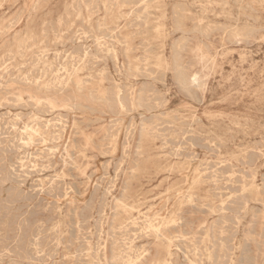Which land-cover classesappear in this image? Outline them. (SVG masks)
I'll return each mask as SVG.
<instances>
[{
    "label": "rangeland",
    "instance_id": "rangeland-1",
    "mask_svg": "<svg viewBox=\"0 0 264 264\" xmlns=\"http://www.w3.org/2000/svg\"><path fill=\"white\" fill-rule=\"evenodd\" d=\"M86 3L87 5L91 4L95 6L97 9L96 10L89 9L90 11L85 9ZM246 8H249V9L247 10ZM238 11H239L238 13L239 15L237 14ZM15 17L17 18L15 19ZM246 18L249 20H247ZM17 19L20 20V23H19V26H17L16 31L12 30L9 33L5 34L4 32L7 31V27L11 23H14L15 21H17ZM59 20L62 21L61 23L62 27L60 30L64 29L65 31L62 33V38L58 40L55 38V35L59 36L58 35L59 33H57V27H58ZM68 28L69 30H66ZM79 29L81 30L80 32L84 31L86 35L78 36L79 34L78 32L77 36L75 37V32L79 31ZM250 29L252 30V33ZM258 29H260L261 31ZM88 30L90 31L88 32ZM220 31H223V32H220ZM26 33H30L33 38L27 41L25 38ZM43 34L45 37L43 36ZM90 34L92 35L91 38H90L91 36ZM109 36H112V37L108 38ZM73 37H75V39ZM181 37H183L182 38L183 40H180ZM47 38H48V42L46 43ZM72 40L75 42H73ZM125 41H126V44H123V42ZM94 42H95V46L93 44ZM23 44L24 46L22 47ZM248 44H249V47L247 46ZM78 45H82L83 49L85 48L87 53L90 51L88 55L90 54L89 56H92V57H89L87 55V58L84 61L85 63L80 64L82 67L80 71H78L77 73V76L79 77V79L82 80L83 84H85L84 92L80 95H77L75 92L74 86L72 84L68 89H66L65 91L61 93L56 91L57 92L56 94V92H54L55 90L45 93L44 90L42 89L43 88L42 85H47L49 84V81L51 82L53 80L56 70L60 69L61 65L66 64V63H68L69 65L71 56L72 55L76 56L75 51L77 49L75 48H79ZM186 45L187 46L189 45V46L187 47ZM185 46L187 47L188 50L186 49ZM97 49L100 50L99 51L100 54L98 53ZM129 49L131 51H129ZM125 50H127L126 54H125ZM61 51H63L62 54H60ZM9 54L12 56H10ZM110 54H112L113 56H109ZM38 55L39 57H37ZM44 55L45 56L48 55V56L45 57ZM181 56L183 59L181 58ZM40 57H43L45 60L41 62V60H39ZM140 57L142 58V60L140 59ZM113 58H115V60ZM123 58L124 60H126V62L123 60ZM55 60H59V61H55ZM89 60H91L92 62ZM131 60L134 61L133 64H131L132 63ZM127 61H129L130 63V64L128 63L129 66L127 64ZM177 61H179L180 63ZM56 63L59 65V67ZM186 65L188 66V68ZM49 66L51 67V69L52 68L53 69L51 70ZM94 66H97V67H94ZM87 69H88V73H87ZM90 69L93 71L91 72ZM115 69L117 71H115ZM181 69H183V72ZM37 70L39 71V74ZM123 71H124V74H123ZM178 71L180 72L178 73ZM139 72L142 74L144 72V74L145 73L146 74L142 75V74H139ZM196 72H198L200 75ZM41 73H43L44 75ZM186 73H188L187 74L188 77L192 75L194 76L196 75L198 82L194 85H191L189 80L187 79L188 77L186 76ZM126 74L127 76H131V77L125 76ZM138 74L140 78L138 77ZM38 75L42 77H39ZM24 76H25V79H23ZM141 76H143V78ZM148 77L149 78L151 77V78L147 79ZM0 78H1L0 79L1 80L0 81V108H1L0 115L1 114L3 115V116L2 115L0 116V118H2L0 119V124H1L0 126L1 127L3 126L2 128L0 127L1 129L0 131L2 132V133L0 132V139H1L0 140V151H1L0 153L1 155L0 156V161H1L0 162V170H1L0 190L2 189L0 191V205L2 204V206H0V209H1L0 210V216H1L0 217L1 219L0 220V230L2 229V231H0V237L2 238V239L0 238V254H1L0 257L2 256L1 258L3 259L2 260L0 258L1 260L0 264H14V262L15 264H27L29 262H30L29 264H33V263L34 264H52V262L54 264H63V263L64 264H73V263L83 264V262L84 264H87V263L88 264H96V263L97 264H119V263L120 264H123V263L124 264H128V263L135 264V262H138L140 264L142 263L150 264L156 259H168L171 264H201V263L211 264V262L212 264H214L215 261H217L215 262V264L216 263L218 264H249V263L250 264H264V246H263L264 245V194H263L264 189L262 190V188H264L263 187L264 186L263 184L264 182V177H263L264 176V152H263L264 151V0H194V1L193 0H152V1L146 0L144 4L142 0L140 1L138 0H122V1L121 0H114V1L112 0H87V1L86 0H0ZM23 80L27 82H24ZM20 81L23 83L18 84L20 83ZM176 85L179 87H177ZM35 86H36V89H35ZM180 86L183 89L186 88V90L181 89ZM39 88H41V90H38ZM110 88H112L113 90L115 88L116 89L113 91L112 89L110 90ZM144 88L148 90L146 91L144 90ZM179 89L183 91L181 92V90ZM190 89L192 91L194 90L193 91L194 93H192ZM125 90L127 91L124 92ZM115 91H120V94L122 95V98L124 100L123 109H120L113 104V100H114L113 95L116 93ZM92 92H95V93H92ZM113 92L115 93L113 94ZM153 93L155 95H153ZM96 94L98 96L100 95V97L96 96ZM140 95L141 97H139ZM19 96H21V100ZM29 96H40V97L47 96L49 99H52V100L56 99L57 106H61V107H58L53 110L48 109L45 106H42L41 108L40 106L39 107L37 106L36 108V105L34 106V103L33 101L29 99ZM152 97H154L153 100H152ZM103 98L104 100H102ZM14 99L16 100L15 102H14ZM144 99L147 100L148 102L145 101ZM161 99L163 100V102ZM30 102L33 104L30 105ZM152 102L154 103V105ZM141 105L143 107H141ZM20 106L24 107L22 108L23 110L20 109L21 108ZM73 106L74 108H72ZM145 106L147 107V109ZM148 106H150V109ZM12 107H14L13 110H12ZM16 107L18 109H16ZM39 109H40V113H39ZM46 110L48 112H46ZM149 110H152V111L150 112ZM143 118L146 121H144ZM14 119L15 120L18 119L17 120L18 122L15 121ZM11 121L13 123H11ZM63 121H65L66 124ZM147 121H149L150 123ZM16 123L17 124L19 123V124L17 125ZM50 123H52V125H50ZM24 126L25 127L35 126V127H39L40 129L42 128L41 130L44 133V139L35 138L32 144L27 143L26 136L24 135V128H25ZM45 126L47 127L45 128ZM163 127L165 130L163 129ZM12 128L14 129V131ZM141 128L143 129L145 134L143 133V131H141L142 133H140ZM160 128L162 130H160ZM10 131L12 133L16 132V134L15 133L12 134ZM61 131L62 132L64 131V132L62 133ZM21 132L23 133L21 134ZM179 132H181L182 134ZM17 134L19 137H17ZM105 135H106V138H104ZM107 138H108V141H107ZM13 139H15V141ZM38 139L41 142L40 141L38 142ZM55 139L59 141H56ZM104 139H106V141ZM170 139H172V141ZM189 139L191 140L193 139L192 140L193 142L191 140H190L191 142L190 141L187 142V140ZM213 139L216 141H213ZM8 141H11L9 142L10 144L8 143ZM178 141L180 143H178ZM181 141H183V143ZM53 142H55L56 144H54ZM93 142L95 145L93 144ZM168 142H171V143H168ZM16 143L19 145H17ZM43 143L47 145L48 144H51V145L47 146V145H44ZM173 143L175 144V146ZM138 144H140L141 147ZM205 144L208 147H206ZM204 146L205 148H209V149L211 148L210 149L211 151L208 149H204ZM10 147H12L13 149ZM196 147H199L200 149ZM22 149L23 151H21ZM5 150L7 151L5 152ZM12 151H14L15 153ZM138 151H141L143 154H140L141 152H138ZM174 151L177 153H175ZM215 151L217 152L219 151V152L214 153ZM45 153L47 154V156L45 155ZM137 153L138 155L139 154L140 155L139 156L136 155ZM40 154H42L43 156ZM250 154L255 157L254 160L256 161L252 159L253 156H251ZM3 157L5 158V160ZM246 157L247 159H245ZM35 158L37 159V161ZM190 158H192V160ZM216 160H218L219 162ZM16 161L17 162L19 161V162L17 163ZM26 161L28 163H26ZM140 161L141 162L143 161L142 162L143 164ZM29 162L31 165L29 164ZM1 163L2 164L6 163V164L1 165ZM240 163L241 165L244 163L245 167L244 165L242 167ZM247 164H249L250 167L249 165L247 166ZM19 166H21V168ZM45 166L46 167L48 166V167L45 168ZM143 166H145V168H143ZM211 166L214 168H212ZM223 166H225L228 172ZM103 167L105 169L107 168L108 171L107 169L105 171ZM113 167L117 169H114ZM131 167L134 169H132ZM222 167L224 168L226 172L222 170L220 171ZM36 168L39 170V172H37L38 170ZM188 169H191V170H188ZM9 170L11 171V173ZM16 170L18 172H16ZM41 170L44 173H41L42 172ZM250 170H252L251 172L254 174L251 175ZM238 171H239V174H238ZM105 173L107 176H105ZM142 173H145V174H142ZM10 174H13V175H10ZM129 174H132L131 177ZM133 174H134V177H133ZM208 174L210 175V177ZM5 175H6V179H4ZM89 175H91V177ZM136 176L139 177V179H137V182H136V178H137ZM200 176H201V179L199 178ZM248 176L250 177L248 178ZM15 177L16 179L19 178L18 179L19 181L16 180ZM214 179L216 182L213 181ZM186 180H187V184H185ZM8 181L10 182V184L8 183ZM17 181H18V184H17ZM62 181L63 183H61ZM240 181H243L247 186L250 185L251 183L255 184L259 190V197L255 198L254 200V198H250L247 194H245L244 196L247 200L243 198L240 191H241V187L245 184L243 182L239 183ZM20 182H22V184H20ZM50 182L52 184H50ZM209 182H211V184ZM109 183L110 185L113 186V188H111L112 186H110ZM125 183L126 184L128 183V185L126 186ZM215 183H216V186L213 185ZM30 185H32V187ZM38 188L40 190H38ZM49 188H51L50 191H49ZM61 188L64 189L63 190L64 192L62 191ZM221 188H226V189H221ZM229 188L232 189L233 191L231 190L232 191L231 192ZM27 189L29 192L27 191ZM41 189L44 191H42ZM54 189L55 190L58 189V190L55 191ZM177 189H179V191H177ZM126 190H130V192ZM175 190L177 192L173 193V191ZM11 191L12 193H10ZM34 191L35 193H33ZM60 191L62 192L60 193ZM93 191H94V194H93ZM40 193H42V195ZM64 193L66 194V196H64L65 195ZM10 194L12 196H10ZM53 194L54 195L56 194V195L54 196ZM175 194L176 195L178 194L177 197ZM235 194L236 196H234ZM124 195H126L127 197L126 196L123 197ZM17 196H20L21 198H18ZM27 196H29V198ZM91 196L94 199H92ZM220 196L221 198H219ZM89 197L91 200L88 199ZM227 197H230V198L227 199ZM15 198L18 199L19 201H17ZM120 199L121 200L123 199V200L121 201ZM165 199L168 202L165 201ZM87 200L89 202H87ZM114 200H116L117 202H114L113 204ZM42 201L47 202V203L45 204ZM16 202L20 206H17ZM85 202H87L89 205ZM118 202H120L121 204ZM137 202L139 203L137 204ZM115 203H118V204L115 205ZM242 203L244 204V207ZM21 204L24 206H22ZM129 204L130 205L133 204V205L130 206ZM229 204H231V206ZM99 205L100 207H98ZM141 205L142 207H140ZM234 205H236L237 207ZM32 206L36 209L33 210ZM37 206L39 207L37 208ZM115 206H116V209H115ZM209 206L210 207L213 206L212 209ZM112 207H114V209ZM122 207L124 208V211L122 210L119 211V209H123ZM51 210L54 213L51 212ZM58 210L60 211V213ZM214 210H217L218 213L217 211H214ZM3 211H5V213ZM71 211H74V212L71 213ZM177 211L179 213H177ZM220 211H225V212H220ZM79 212H81V215H79L80 214ZM171 212H173L174 214H172ZM255 212L257 215L255 214ZM95 213L96 214L98 213V214L96 215ZM12 214L14 215L12 216L14 220L10 219ZM34 214L35 215L37 214L36 216L40 218L36 217ZM55 215L57 216V218ZM253 215L256 217V220ZM169 216H171L170 217L171 219L168 218ZM115 217L116 219H119L120 217V220L115 222L114 221L116 220ZM152 217H153V220H152ZM163 217L165 218L164 220H163ZM8 218L10 220L9 222H8ZM121 218H123V220H121ZM230 218L231 219L234 218V220L230 221L231 220ZM23 219H25L24 222H23ZM183 219H186V220H183ZM84 220L85 221L88 220L89 222L86 221L87 222L86 223ZM95 220L96 222H99L101 224L98 225V223H93ZM162 220L163 222L167 223V225L165 226H167L168 228L164 226L163 227L165 228L164 231L163 229H161L163 236L156 238L155 233L151 231L152 229L149 228V226L151 224H153L152 226H155L157 222L159 224L157 223L156 226L161 225ZM178 220L180 222H178ZM132 222H137V223H133L134 226L132 227L133 225ZM75 223H78V224H75ZM85 223L86 225H84ZM11 224H15V228H13L14 225H11ZM75 225L76 226L78 225L77 226L78 228ZM113 225L116 227H114ZM135 225L138 226V228H136ZM251 225L252 227L253 226L254 227L252 228ZM99 226L102 227L101 229L102 231H100ZM215 226H218V227H215ZM224 226L226 227L223 228ZM1 227H4L5 230ZM141 227L144 229H142ZM132 228H135V231H133L134 229ZM199 228L202 230L200 231ZM248 229L251 232H249ZM11 230L12 232L14 231L15 232L12 234ZM50 230H52V233H50V235L46 234V233L51 232ZM114 230H116V232ZM215 230H218V231H215ZM234 230L236 232H234ZM37 231L39 232V234ZM68 231H72V232L69 233ZM146 231H149V232H146ZM197 231L201 233H197ZM237 231H238V234H236ZM1 232L3 234H1ZM20 232L21 233L24 232V233H22L21 235ZM74 232H77V233H74ZM85 232H87L88 234L86 233L87 234L86 235ZM98 233L99 235L101 233L102 234L98 237L96 236L98 235ZM135 233L137 235H135ZM221 233L223 237L220 236ZM224 233H226V235L228 236H226ZM218 234L222 238H219V236H217ZM141 235L144 237H142ZM211 235L212 237H214L213 238L214 240L212 239ZM25 236L27 237V240H25L26 239ZM30 236H32L33 238ZM95 236L96 238L97 237L98 238L96 239ZM205 236L207 239L205 238ZM42 237L44 240L42 239ZM199 238L202 241H200ZM255 238L257 239L259 238V239L257 240ZM34 239L36 240L34 241ZM71 240H72V243H71ZM216 240L218 241L217 244H216ZM253 240L255 241V243H253L254 242ZM17 241L19 242L17 243ZM44 241L46 242L44 243ZM243 241L245 242L243 243ZM58 242L61 244L59 245ZM129 242L130 243L133 242V243H131L130 245ZM182 242L183 244H185V246L182 244ZM256 242L258 244H256ZM242 243L245 244L246 246L243 245ZM55 244L57 245V247H55L56 246ZM68 244H71V245H68ZM113 244L115 245V248ZM260 244L262 246H260ZM7 245L8 247L5 248V246ZM14 245L16 248L14 247ZM128 245H130L129 246L130 248L128 247ZM192 245H196V246L192 247ZM202 245H204L203 248H202ZM220 245L223 248L220 247ZM109 246L114 251H111L110 248L108 249ZM186 246L191 247V248H186ZM199 246L201 247L199 248ZM208 246L210 249L208 248ZM126 247L128 249H126ZM104 248H105V251H102L104 250ZM137 248L138 250H136ZM220 248H222V251H220L221 250ZM142 249H144L145 251H143ZM246 250L248 251V253L246 252ZM119 251L121 253H119ZM214 251L217 252L215 253L216 255L214 254ZM244 251L247 254H245ZM195 252L197 253V255ZM249 252H252V253H249ZM29 253L31 254L28 255ZM47 253L49 255H47ZM94 253H97V254H94ZM113 253H114L115 258L113 256ZM168 253L170 254V258L168 256ZM191 253L193 254L191 255ZM209 253L211 255V258H210L211 260H209L207 256L209 255ZM219 253L221 256L219 255ZM7 254L9 256L5 257ZM81 254L83 255L82 258L80 257ZM85 254L88 256H85ZM70 255H72L74 258ZM248 255L253 256V257H249ZM31 256L33 258H31ZM45 257L46 259H44ZM63 257H64V260H63ZM90 257L92 258V260ZM96 257H99V258H96ZM239 257L243 259V261ZM35 258H38V259H35ZM39 258L41 261L39 260ZM68 258L70 260L71 259L73 260L70 261ZM130 258H131V261H129ZM250 258H253V260H251ZM103 259L104 261H102ZM10 260H12L13 263ZM253 261L254 263H252Z\"/></svg>",
    "mask_w": 264,
    "mask_h": 264
},
{
    "label": "bare ground",
    "instance_id": "bare-ground-1",
    "mask_svg": "<svg viewBox=\"0 0 264 264\" xmlns=\"http://www.w3.org/2000/svg\"><path fill=\"white\" fill-rule=\"evenodd\" d=\"M86 1H87V0H86ZM112 1H114V0H112ZM121 1H122V0H121ZM138 1H140V0H138ZM142 1H143V4H144V2H145L146 0H142ZM151 1H152V0H151ZM193 1H194V0H193ZM16 2H17V1H16ZM88 2H89V1H88ZM108 2H109V1H108ZM127 2H128V1H127ZM131 2H132V1H131ZM147 2H149V1H147ZM261 2H262V1H261ZM89 3H90V2H89ZM133 3H134V1H133ZM136 3H138V2H136ZM103 4H104V3H103ZM236 4H237V3H236ZM35 5H36V4H35ZM79 5H80V4H79ZM109 5H111V4H109ZM117 5H118V4H117ZM141 5H142V3H141ZM90 6H91V7H90ZM122 6H123V5H122ZM176 6H177V5H176ZM73 7H74V6H73ZM79 8H80V7H79ZM107 8H108V7H107ZM114 8H115V7H114ZM140 8H141V7H140ZM176 8H177V7H176ZM85 9H87V10H89V9H91V10H96L97 8H96L95 6H93V5H91V4H90V5H87V3H86V4H85ZM105 9H106V8H105ZM134 9H135V8H134ZM136 9H138V8H136ZM238 9H239V8H238ZM246 9L248 10L249 8H246ZM250 9H251V8H250ZM32 11H33V10H32ZM89 11H90V10H89ZM85 12H86V11H85ZM133 12H134V11H133ZM138 12H139V11H138ZM240 12H241V10H240ZM252 12H253V11H252ZM108 13H109V12H108ZM238 13H239V11L237 12V14H238ZM253 13H254V12H253ZM20 14H21V13H20ZM20 14H19V15H20ZM105 14H106V13H105ZM178 14H179V13H178ZM255 14H256V13H255ZM29 15H30V14H29ZM89 15H90V13H89ZM144 15H145V14H144ZM238 15H239V14H238ZM238 15H237V16H238ZM128 17H129V16H128ZM140 17H141V16H140ZM16 18H17V17H15V19H16ZM178 19H179V18H178ZM246 19H247V18H246ZM82 20H83V19H82ZM97 20H98V19H97ZM237 20H238V19H237ZM247 20H249V19H247ZM14 21H15V20H14ZM14 21H13V22H14ZM132 21H134V20H132ZM226 21H227V20H226ZM251 21H252V20H251ZM88 22H89V21H88ZM104 22H105V21H104ZM19 23H20V20L17 19V21H15L14 23H11V24L7 27V31L4 32V33L7 34V33H9V32L12 31V30H13V31H16L17 26H19ZM56 23H57V22H56ZM61 23H62V21L59 20V21H58V27H57V33H59V34H58L59 36H56V35H55V38L58 39V40L62 38V33L65 31L64 29L60 30L61 27H62V24H61ZM130 23H131V22H130ZM138 23H139V22H138ZM237 23H238V22H237ZM77 24H78V23H77ZM88 24H90V23H88ZM80 25H81V24H80ZM97 25H98V24H97ZM98 26H99V25H98ZM86 27H87V26H86ZM182 27H183V25H182ZM232 27H233V26H232ZM44 28H45V27H44ZM98 28H99V27H98ZM128 28H129V27H128ZM113 29H114V28H113ZM113 29H112V30H113ZM199 29H200V28H199ZM221 29H222V28H221ZM225 29H226V28H225ZM225 29H224V31H225ZM247 29H248V28H247ZM247 29H246V30H247ZM66 30H69V28L66 29ZM84 30H85V29H84ZM96 30H97V28H96ZM222 30H223V29H222ZM226 30H227V29H226ZM255 30H256V29H255ZM258 30H260V29H258ZM258 30H257V31H258ZM80 31H81V30L79 29V31H76V32H75V37L77 36L78 32H79L78 36H79V35H84V36L86 35V33H85L84 31H82V32H80ZM89 31H90V30H88V32H89ZM250 31H251V33H252V30H251V29H250ZM253 31H254V30H253ZM260 31H261V30H260ZM88 32H87V33H88ZM99 32H100V31H99ZM101 32H102V31H101ZM220 32H223V31H220ZM228 32H230V31H228ZM258 32H259V31H258ZM55 33H56V32H55ZM92 33H93V31H92ZM118 33H119V32H118ZM193 33H195V32H193ZM88 34H89V33H88ZM106 34H107V33H106ZM189 34H190V33H189ZM227 34H228V33H227ZM24 35H25V34H24ZM45 35H46V34H45ZM90 35H91V34H90ZM137 35H138V34H137ZM200 35H201V34H200ZM246 35H248V34H246ZM25 36H26L25 38H26L27 41L33 38L32 35H31L30 33H26ZM43 36H44V34H43ZM118 36H119V35H118ZM254 36H255V35H254ZM44 37H45V36H44ZM75 37H73V38L75 39ZM88 37H89V36H88ZM91 37H92V35L90 36V38H91ZM110 37H112V36H109L108 38H110ZM133 37H134V36H133ZM141 37H142V36H141ZM228 37H229V36H228ZM231 37H232V36H231ZM78 38H79V37H78ZM93 38H94V37H93ZM108 38H107V39H108ZM182 38H183V37H181L180 40H183ZM254 38H255V37H254ZM98 39H99V38H98ZM102 39H103V38H102ZM105 39H106V38H105ZM177 39H178V38H177ZM186 39H187V38H186ZM239 39H240V38H239ZM246 39H247V38H246ZM248 39H249V38H248ZM95 40H96V39H95ZM99 40H100V39H99ZM108 40H109V39H108ZM72 41H73V40H72ZM84 41H85V40H84ZM189 41H190V40H189ZM245 41H246V40H245ZM247 41H248V40H247ZM47 42H48V38H47L46 43H47ZM73 42H75V41H73ZM110 42H111V41H110ZM110 42H109V43H110ZM187 42H188V41H187ZM190 42H191V41H190ZM242 42H243V41H242ZM29 43H30V42H29ZM96 43H97V42H96ZM104 43H105V42H104ZM191 43H192V42H191ZM59 44H60V43H59ZM59 44H58V45H59ZM63 44H64V43H63ZM66 44H67V43H66ZM66 44H65V45H66ZM72 44H74V43H72ZM93 44H94V46H95V42H94ZM98 44H99V43H98ZM112 44H113V42H112ZM123 44H126V41L123 42ZM201 44H202V42H201ZM171 45H172V44H171ZM171 45H170V46H171ZM23 46H24V44L22 45V47H23ZM46 46H47V45H46ZM63 46H64V45H63ZM103 46H104V44H103ZM105 46H106V45H105ZM147 46H148V45H147ZM186 46H187V45H186ZM186 46H185V47H186ZM188 46H189V45H188ZM188 46H187V47H188ZM247 46L249 47V44H248ZM27 47H28V46H27ZM29 47H30V46H29ZM43 47H44V46H43ZM78 47H79V48H75V49H77V50L75 51V53H76L75 55H76V56H73V55L71 56V60H70V62H69V65H68V63H66V64L61 65L60 69H58V70L55 69L56 72L53 70V71L55 72L53 80H52L51 82L49 81V84L46 83L47 85H42V86H43L42 89L44 90L45 93H48L49 91H54V90H55L54 92L57 91V92L61 93V92L65 91L66 89H68L72 84H73V86H74V89H75V92H76L77 95H80V94H82V93L84 92V90H85L84 85H85V84H83L82 80L79 79V77L77 76V73H78V71H80V69H81V67H82L80 64L85 63L84 61L86 60L87 55H88V53H89L90 51L88 50L89 52L87 53L86 49H85V48L83 49L82 45H78ZM81 47H82V48H81ZM97 47H98V46H97ZM97 47H96V48H97ZM100 47H101V46H100ZM127 47H128V46H127ZM187 47H186V49H187ZM107 48H108V47H107ZM75 49H73V50H75ZM99 49H100V48H99ZM99 49H97V50H98V53H99V51H100ZM105 49H106V48H105ZM118 49H119V48H118ZM123 49H124V48H123ZM139 49H140V48H139ZM144 49H145V48H144ZM102 50H103V49H102ZM132 50H133V49H132ZM141 50H142V49H141ZM172 50H173V49H172ZM184 50H185V49H184ZM187 50H188V49H187ZM187 50H186V51H187ZM9 51H10V50H9ZM95 51H96V50H95ZM109 51H110V50H109ZM111 51H112V49H111ZM126 51H127V50H125V54H126ZM129 51H131V50L129 49ZM134 51H135V49H134ZM139 51H140V50H139ZM103 52H104V51H103ZM106 52H108V51H106ZM122 52H124V51H122ZM181 52H182V51H181ZM35 53H36V52H35ZM41 53H43V52H41ZM62 53H63V51H61L60 54H62ZM72 53H73V52H72ZM96 53H97V52H96ZM113 53H114V52H113ZM127 53H128V52H127ZM173 53H174V51H173ZM173 53H172V55H173ZM179 53H180V52H179ZM182 53H183V52H182ZM20 54H21V53H20ZM99 54H100V53H99ZM122 54H124V53H122ZM7 55H8V54H7ZM9 55H10V54H9ZM89 55H90V54H89ZM89 55H88V56H89ZM114 55H115V54H114ZM127 55H128V54H127ZM179 55H180V54H179ZM10 56H12V55H10ZM44 56H45V55H44ZM44 56H43V57H44ZM46 56H48V55H46ZM46 56H45V57H46ZM62 56H63V55H62ZM66 56H67V55H66ZM109 56H113V55L110 54ZM124 56H125V55H124ZM143 56H144V55H143ZM182 56H183V55H182ZM182 56H181V58H182ZM17 57H18V56H17ZM33 57H34V56H33ZM37 57H39V55H38ZM43 57H40V59H39V60H41V62H43V61L45 60ZM68 57H69V56H68ZM89 57H92V56H89ZM115 57H116V56H115ZM128 57H129V56H128ZM128 57H127V58H128ZM20 58H22V57H20ZM56 58H57V57H56ZM56 58H55V59H56ZM127 58H126V59H127ZM13 59H14V58H13ZM13 59H11V60H13ZM34 59H35V58H34ZM67 59H68V58H67ZM108 59H109V58H108ZM113 59L115 60V58H113ZM128 59H129V58H128ZM137 59H138V58H137ZM137 59H136V60H137ZM140 59L142 60L141 57H140ZM143 59H144V58H143ZM145 59H146V58H145ZM182 59H183V58H182ZM1 60H2V59H1ZM94 60H95V59H94ZM96 60H97V59H96ZM116 60H117V59H116ZM123 60H124V58H123ZM179 60H180V59H179ZM190 60H191V59H190ZM190 60H189V62H190ZM6 61H8V60H6ZM55 61H59V60H55ZM89 61H91V60H89ZM124 61L126 62V60H124ZM131 61H132V60H131ZM210 61H211V60H210ZM32 62H33V61H32ZM64 62H65V61H64ZM66 62H67V61H66ZM91 62H92V61H91ZM103 62H104V61H103ZM111 62H112V61H111ZM116 62H117V61H116ZM137 62H138V61H137ZM145 62H146V60H145ZM177 62H179V61H177ZM181 62H182V61H181ZM34 63H35V61H34ZM96 63H97V62H96ZM96 63H95V64H96ZM98 63H100V62H98ZM114 63H115V62H114ZM114 63H112V64H114ZM128 63H129V61H127V64H128ZM133 63H134V61H132L131 64H133ZM172 63H173V61H172ZM179 63H180V62H179ZM187 63H188V62H187ZM32 64H33V63H32ZM56 64H57V63H56ZM112 64H111V65H112ZM129 64H130V63H129ZM129 64H128V66H129ZM181 64H182V63H181ZM185 64H186V63H185ZM190 64H191V63H190ZM57 65H58V64H57ZM79 65H80V66H79ZM98 65H99V64H98ZM135 65H137V64H135ZM187 65H188V64H187ZM187 65H186V66H187ZM27 66H28V65H27ZM88 66H89V65H88ZM103 66H104V65H103ZM125 66H126V65H125ZM178 66H179V65H178ZM28 67H29V66H28ZM49 67H50V66H49ZM53 67H54V66H53ZM58 67H59V65H58ZM89 67H90V66H89ZM94 67H97V66H94ZM121 67H122V66H121ZM130 67H131V66H130ZM130 67H129V68H130ZM154 67H155V66H154ZM182 67H183V66H182ZM44 68H45V67H44ZM83 68H84V67H83ZM92 68H93V66H92ZM115 68H116V67H115ZM129 68H128V70H129ZM132 68H133V67H132ZM142 68H143V67H142ZM183 68H184V67H183ZM187 68H188V66H187ZM38 69H39V68H38ZM50 69H51V67H50ZM52 69H53V68H52ZM52 69H51V70H52ZM121 69H123V68H121ZM130 69H131V68H130ZM144 69H145V68H144ZM189 69H190V68H189ZM21 70H22V69H21ZM31 70H32V69H31ZM42 70H43V69H42ZM90 70H91V69H90ZM94 70H95V68H94ZM131 70H132V69H131ZM131 70H130V71H131ZM181 70H182V72H183V69H181ZM37 71H38V70H37ZM92 71H93V70H91V72H92ZM115 71H117V70L115 69ZM140 71H142V70H140ZM143 71H144V70H143ZM206 71H207V70H206ZM11 72H12V71H11ZM11 72H10V73H11ZM34 72H35V71H34ZM34 72H33V73H34ZM44 72H45V71H44ZM84 72H85V71H84ZM100 72H101V71H100ZM119 72H120V71H119ZM132 72H133V71H132ZM137 72H138V70H137ZM179 72H180V71H178V73H179ZM184 72H185V70H184ZM186 72H187V71H186ZM7 73H8V72H7ZM31 73H32V72H31ZM31 73H29V74H31ZM50 73H51V72H50ZM87 73H88V69H87ZM173 73H174V72H173ZM196 73H198V72H196ZM196 73H195V74H196ZM200 73H201V71H200ZM34 74H35V73H34ZM34 74H32V75H34ZM38 74H39V71H38ZM41 74H43V73H41ZM104 74H105V73H104ZM104 74H103V75H104ZM106 74H107V73H106ZM123 74H124V71H123ZM135 74H136V73H135ZM139 74H142V73L139 72ZM139 74H138V77L140 78ZM143 74H144V72H143ZM143 74H142V75H143ZM145 74H146V73H145ZM145 74H144V75H145ZM175 74H176V73H175ZM187 74H188V73H186V76H187ZM198 74H199V73H198ZM43 75H44V74H43ZM45 75H46V74H45ZM94 75H95V74H94ZM118 75H119V74H118ZM176 75H177V74H176ZM199 75H200V74H199ZM27 76H28V74H27ZM38 76H39V77H42V76H40V75H38ZM88 76H89V75H88ZM99 76H100V75H99ZM106 76H107V75H106ZM119 76H120V75H119ZM125 76H127V74H126ZM146 76H147V75H146ZM146 76H145V77H146ZM30 77H31V76H30ZM32 77H33V76H32ZM34 77H35V76H34ZM51 77H53V76H51ZM93 77H94V76H93ZM93 77H92V78H93ZM109 77H110V76H109ZM120 77H121V76H120ZM127 77H131V76H127ZM132 77H133V76H132ZM141 77L143 78V76H141ZM187 77H188V76H187ZM15 78H16V77H15ZM36 78H37V76H36ZM90 78H91V76H90ZM97 78H98V77H97ZM105 78H106V77H105ZM122 78H123V77H122ZM150 78H151V77H150ZM150 78L148 77L147 79H150ZM201 78H202V77H201ZM0 79H1V78H0ZM3 79H4V78H3ZM23 79H25V76H24ZM41 79H42V78H41ZM50 79H51V78H50ZM85 79H86V78H85ZM110 79H111V78H110ZM112 79H113V78H112ZM187 79L189 80V82H190L191 85H194V84H196V83L198 82V79L196 78V75H195V76H194V75L189 76ZM32 80H33V79H32ZM32 80H31V81H32ZM106 80H107V79H106ZM152 80H153V79H152ZM0 81H1V80H0ZM8 81H9V80H8ZM21 81H22V79H21ZM21 81H20V83H18V84L23 83V82H21ZM23 81H24V80H23ZM29 81H30V80H29ZM38 81H39V80H38ZM202 81H203V80H202ZM24 82H27V81H24ZM36 82H37V81H36ZM84 82H85V80H84ZM155 82H156V81H155ZM174 82H175V81H174ZM15 83H16V82H15ZM29 83H30V82H29ZM101 83H102V82H101ZM101 83H99V84H101ZM106 83H107V82H106ZM112 83H113V82H112ZM175 83H176V82H175ZM181 83H182V82H181ZM199 83H201V82H199ZM199 83H198V84H199ZM31 84H32V83H31ZM33 84H34V82H33ZM39 84H40V82H39ZM149 84H150V83H149ZM29 85H30V84H29ZM108 85H109V84H108ZM144 85H145V84H144ZM174 85H175V84H174ZM177 85H178V83H177ZM177 85H176V86H177ZM25 86H26V85H25ZM39 86H40V85H39ZM141 86H142V85H141ZM145 86H146V85H145ZM149 86H150V85H149ZM188 86H189V85H188ZM114 87H115V86H114ZM177 87H179V86H177ZM192 87H193V86H192ZM116 88H117V87H116ZM116 88H115V89H116ZM140 88H141V87H140ZM140 88H138V89H140ZM147 88H148V87H147ZM180 88H181V86H180ZM35 89H36V86H35ZM111 89H112V88H110V90H111ZM115 89H114V90H115ZM124 89H126V88H124ZM127 89H128V88H127ZM151 89H152V88H151ZM153 89H154V87H153ZM181 89H183V88H181ZM181 89H179V90H181ZM187 89H188V88H187ZM195 89H196V87H195ZM38 90H41V88H39ZM112 90H113V89H112ZM114 90H113V91H114ZM141 90H142V89H141ZM144 90H146V89L144 88ZM144 90H143V91H144ZM147 90H148V89H147ZM147 90H146V91H147ZM183 90H186V88H184ZM183 90H181V92H182ZM190 90H191V89H190ZM126 91H127V90H125L124 92H126ZM193 91H194V90H193ZM193 91L191 90L192 93H194ZM57 92H56V94H57ZM111 92H112V91H111ZM115 92H116V93H115ZM115 92H113V94L115 93L114 95L112 94V95L114 96L113 104H114L116 107H118V108H120V109H123V108H124V100H123V98H122V95L120 94V91H115ZM121 92H122V91H121ZM137 92H138V91H137ZM150 92H151V91H150ZM185 92H186V91H185ZM92 93H95V92H92ZM107 94H108V93H107ZM140 94H141V93H140ZM187 94H188V93H187ZM93 95H94V94H93ZM110 95H111V94H110ZM129 95H130V94H129ZM131 95H133V94H131ZM150 95H151V94H150ZM153 95H155V94L153 93ZM193 95H194V94H193ZM96 96H98V95L96 94ZM127 96H128V95H127ZM151 96H152V95H151ZM158 96H159V95H158ZM185 96H186V95H185ZM98 97H100V95H99ZM139 97H141V95H140ZM147 97H148V96H147ZM197 97H198V96H197ZM19 98H20V100H21V96H19ZM136 98H137V97H136ZM143 98H144V97H143ZM148 98H149V97H148ZM153 98H154V97H152V100H153ZM156 98H157V97H156ZM156 98H155V99H156ZM187 98H188V97H187ZM29 99H30L31 101H33L34 106L36 105V108H37V106H38V107L40 106V108H41L42 106H45V107H47L48 109L53 110V109H56V108H58V107H61V106H57L56 99L52 100V99H49L47 96H46V97H40V96H29ZM137 99H138V98H137ZM140 99H141V98H140ZM100 100H101V99H100ZM102 100H104V98H103ZM135 100H136V99H135ZM142 100H143V99H142ZM142 100H141V101H142ZM144 100H145V99H144ZM161 100H162V99H161ZM198 100H199V99H198ZM15 101H16V100L14 99V102H15ZM132 101H133V100H132ZM145 101H147V100H145ZM137 102H139V101H137ZM147 102H148V101H147ZM150 102H151V101H150ZM150 102H149V104H150ZM162 102H163V100H162ZM28 103H29V101H28ZM33 103L30 102V105L33 104ZM152 103H153V102H152ZM5 104H6V103H5ZM138 104H139V103H138ZM140 104H141V102H140ZM149 104H148V105H149ZM200 104H201V103H200ZM7 105H8V104H7ZM19 105H20V104H19ZM21 105H22V104H21ZM142 105H143V104H142ZM142 105H141V107H143ZM153 105H154V103H153ZM8 106H9V105H8ZM5 107H6V106H5ZM18 107H19V106H18ZM20 107H21V106H20ZM145 107H146V106H145ZM148 107H149V109H150V106H148ZM151 107H152V105H151ZM153 107H154V106H153ZM156 107H157V106H156ZM13 108H14V107H12V110H13ZM22 108H24V107H21L20 109H22ZM72 108H74V106H73ZM159 108H160V107H159ZM0 109H1V108H0ZM16 109H18V108L16 107ZM27 109H28V108H27ZM45 109H46V108H45ZM146 109H147V107H146ZM153 109H154V108H153ZM22 110H23V109H22ZM43 110H44V109H43ZM156 110H157V109H156ZM149 111L151 112L152 110H149ZM34 112H35V111H34ZM41 112H42V111H41ZM46 112H48V111L46 110ZM39 113H40V109H39ZM43 113H44V112H43ZM111 113H112V112H111ZM111 113H110V114H111ZM19 114H20V113H19ZM41 114H42V113H41ZM44 114H45V113H44ZM49 114H51V113H49ZM113 114H114V113H113ZM1 115H2V114H1ZM1 115H0V116H1ZM31 115H32V113H31ZM31 115H30V116H31ZM2 116H3V115H2ZM27 116H28V115H27ZM56 116H58V115H56ZM140 116H141V115H140ZM13 117H14V116H13ZM71 117H72V116H71ZM152 117H153V116H152ZM172 117H173V116H172ZM175 117H176V116H175ZM53 118H54V117H53ZM55 118H56V117H55ZM57 118H58V117H57ZM66 118H67V117H66ZM0 119H2V118H0ZM5 119H6V118H5ZM12 119H13V118H12ZM21 119H22V118H21ZM39 119H40V118H39ZM131 119H132V118H131ZM143 119H144V118H143ZM151 119H152V118H151ZM161 119H162V118H161ZM14 120H15V119H14ZM17 120H18V119H17ZM17 120H15V121H17ZM147 120H148V119H147ZM159 120H160V119H159ZM9 121H10V120H9ZM51 121H52V120H51ZM56 121H57V120H56ZM59 121H61V120H59ZM115 121H116V120H115ZM144 121H146V120L144 119ZM161 121H163V120H161ZM165 121H166V120H165ZM2 122H3V121H2ZM17 122H18V121H17ZM29 122H30V121H29ZM40 122H41V121H40ZM40 122H39V123H40ZM63 122H65V121H63ZM147 122H149V121H147ZM167 122H168V121H167ZM11 123H13V122L11 121ZM11 123H10V124H11ZM34 123H35V122H34ZM149 123H150V122H149ZM151 123H152V122H151ZM157 123H158V122H157ZM16 124H17V123H16ZM18 124H19V123H18ZM18 124H17V125H18ZM28 124H29V123H28ZM28 124H27V125H28ZM32 124H33V123H32ZM46 124H47V123H46ZM57 124H58V123H57ZM63 124H64V123H63ZM65 124H66V122H65ZM154 124H155V122H154ZM159 124H160V123H159ZM173 124H174V123H173ZM0 125H1V124H0ZM4 125H5V124H4ZM6 125H7V124H6ZM12 125H14V124H12ZM50 125H52V123H50ZM157 125H158V124H157ZM161 125H162V124H161ZM190 125H191V124H190ZM54 126H55V125H54ZM59 126H60V124H59ZM59 126H58V127H59ZM140 126H142V125H140ZM163 126H164V125H163ZM0 127H1V126H0ZM2 127H3V126H2ZM2 127H1V128H2ZM6 127H7V126H6ZM22 127H23V126H22ZM24 127H25V126H24ZM40 127H41V125H40ZM46 127H47V126H45V128H46ZM49 127H50V126H49ZM58 127H56V128H58ZM65 127H66V126H65ZM71 127H72V126H71ZM165 127H166V126H165ZM188 127H189V126H188ZM52 128H54V127H52ZM52 128H51V129H52ZM110 128H112V127H110ZM129 128H130V127H129ZM139 128H140V127H139ZM147 128H148V127H147ZM161 128H162V127H161ZM161 128H160V130H162ZM167 128H168V126H167ZM169 128H170V127H169ZM171 128H172V127H171ZM174 128H175V127H174ZM174 128H173V129H174ZM12 129H13V128H12ZM41 129H42V128H41ZM41 129H40L39 127H35V126L25 127V128H24V135L26 136V141H27V143H31V144H32V142H34L35 138L44 139V133L42 132ZM65 129H66V128H65ZM118 129H119V128H118ZM126 129H127V128H126ZM141 129H142V128H141ZM141 129H140V133H142L141 131H143V129H142V130H141ZM163 129H164V127H163ZM0 130H1V129H0ZM15 130H16V128H15ZM45 130H46V129H45ZM54 130H55V129H54ZM131 130H132V129H131ZM164 130H165V129H164ZM164 130H163V131H164ZM166 130H167V129H166ZM179 130H180V129H179ZM5 131H7V130H5ZM13 131H14V129H13ZM17 131H18V130H17ZM149 131H150V130H149ZM158 131H159V129H158ZM171 131H172V130H171ZM184 131H185V130H184ZM0 132H1V131H0ZM8 132H9V131H8ZM10 132H11V131H10ZM61 132H62V131H61ZM63 132H64V131H63ZM63 132H62V133H63ZM114 132H115V131H114ZM160 132H162V131H160ZM173 132H174V131H173ZM182 132H183V131H182ZM187 132H189V131H187ZM1 133H2V132H1ZM11 133H12V132H11ZM13 133L16 134V132H13ZM13 133H12V134H13ZM22 133H23V132H21V134H22ZM69 133H70V132H69ZM117 133H118V132H117ZM143 133L145 134L144 131H143ZM163 133H164V132H163ZM179 133H181V132H179ZM190 133H191V131H190ZM12 134H11V135H12ZM74 134H75V133H74ZM181 134H182V133H181ZM76 135H77V133H76ZM109 135H110V134H109ZM109 135H107V136H109ZM127 135H128V134H127ZM139 135H140V134H139ZM142 135H143V134H142ZM2 136H3V135H2ZM8 136H9V134H8ZM55 136H56V135H55ZM125 136H126V135H125ZM184 136H185V135H184ZM199 136H200V134H199ZM17 137H19L18 134H17ZM114 137H115V136H114ZM145 137H147V136H145ZM151 137H152V136H151ZM154 137H155V136H154ZM187 137H188V136H187ZM191 137H192V136H191ZM191 137H190V138H191ZM193 137H194V136H193ZM202 137H203V135H202ZM215 137H216V136H215ZM104 138H106V135H105ZM158 138H159V137H158ZM200 138H201V137H200ZM21 139H22V138H21ZM73 139H74V138H73ZM112 139H113V137H112ZM138 139H139V138H138ZM182 139H183V138H182ZM184 139H185V137H184ZM196 139H197V137H196ZM196 139H195V140H196ZM202 139H204V138H202ZM211 139H212V138H211ZM0 140H1V139H0ZM4 140H5V138H4ZM13 140L15 141V139H13ZM17 140H18V139H17ZM24 140H25V139H24ZM55 140H56V139H55ZM104 140L106 141V139H104ZM104 140H103V141H104ZM170 140L172 141V139H170ZM170 140H169V141H170ZM190 140H191V139L187 140V142L190 141ZM192 140H193V139H192ZM192 140H191V141H192ZM207 140H208V139H207ZM2 141H3V139H2ZM36 141H37V140H36ZM39 141H40V140L38 139V142H39ZM51 141H53V140H51ZM56 141H59V140H56ZM73 141H74V140H73ZM89 141H90V140H89ZM107 141H108V138H107ZM109 141H110V140H109ZM129 141H130V140H129ZM141 141H142V140H141ZM141 141H140V142H141ZM166 141H167V140H166ZM173 141H174V139H173ZM191 141H190V142H191ZM202 141H203V140H202ZM210 141H212V140H210ZM213 141H216V140L213 139ZM6 142H7V141H6ZM9 142H11V141H8V143H9ZM40 142H41V141H40ZM42 142H43V140H42ZM90 142H91V141H90ZM181 142L183 143V141H181ZM184 142H185V141H184ZM192 142H193V141H192ZM195 142H196V141H195ZM198 142H199V141H198ZM203 142H204V141H203ZM255 142H256V141H255ZM13 143H15V142H13ZM45 143H46V142H45ZM53 143L56 144L55 142H53ZM168 143H171V142H168ZM176 143H177V141H176ZM178 143H180V142L178 141ZM204 143H205V142H204ZM211 143H212V142H211ZM220 143H221V142H220ZM261 143H262V142H261ZM2 144H3V143H2ZM9 144H10V143H9ZM16 144H17V143H16ZM43 144H44V143H43ZM93 144H94V142H93ZM123 144H124V143H123ZM162 144H163V143H162ZM162 144H161V145H162ZM164 144H165V143H164ZM173 144H174V143H173ZM173 144H172V145H173ZM187 144H188V143H187ZM187 144H186V145H187ZM193 144H194V143H193ZM196 144H197V143H196ZM201 144H202V143H201ZM201 144H200V145H201ZM216 144H217V143H216ZM17 145H19V144H17ZM17 145H16V147H17ZM25 145H26V143H25ZM28 145H29V144H28ZM39 145H40V143H39ZM44 145H47V144H44ZM48 145H51V144H48ZM48 145H47V146H48ZM94 145H95V144H94ZM107 145H108V144H107ZM138 145L140 146V144H138ZM179 145H180V144H179ZM182 145H183V144H182ZM190 145H191V144H190ZM208 145H209V144H208ZM210 145H211V144H210ZM253 145H254V144H253ZM253 145H252V146H253ZM33 146H35V145H33ZM114 146H115V145H114ZM174 146H175V144H174ZM176 146H177V145H176ZM188 146H189V145H188ZM205 146L208 147L206 144H205ZM205 146H204V149H208V150L211 149V148H210V149H209V148H205ZM260 146H261V145H260ZM8 147H9V145H8ZM30 147H31V146H30ZM96 147H97V146H96ZM140 147H141V146H140ZM202 147H203V146H202ZM217 147H218V146H217ZM219 147H220V146H219ZM261 147H262V146H261ZM10 148H12V147H10ZM28 148H29V147H28ZM28 148H27V150H28ZM53 148H54V147H53ZM138 148H139V147H138ZM185 148H186V147H185ZM192 148H193V147H192ZM196 148H199V147H196ZM212 148H213V147H212ZM220 148H221V147H220ZM222 148H223V147H222ZM12 149H13V148H12ZM15 149H16V148H15ZM19 149H20V147H19ZM51 149H52V148H51ZM107 149H109V148H107ZM107 149H105V150H107ZM126 149H127V148H126ZM140 149H141V148H140ZM165 149H167V148H165ZM165 149H164V150H165ZM199 149H200V148H199ZM201 149H202V148H201ZM10 150H11V149H10ZM10 150H9V151H10ZM24 150H25V149H24ZM162 150H163V149H162ZM162 150H161V151H162ZM168 150H169V149H168ZM178 150H179V149H178ZM184 150H185V149H184ZM6 151H7V150H5V152H6ZM15 151H16V150H15ZM21 151H23V149H22ZM25 151H26V150H25ZM47 151H48V150H47ZM62 151H63V150H62ZM102 151H103V150H102ZM126 151H127V150H126ZM210 151H211V150H210ZM213 151H214V150H213ZM213 151H212V152H213ZM238 151H239V150H238ZM245 151H247V150H245ZM251 151H253V150H251ZM12 152H14V151H12ZM12 152H10V153H12ZM17 152H18V151H17ZM19 152H20V151H19ZM37 152H38V151H37ZM37 152H36V153H37ZM45 152H46V151H45ZM49 152H50V151H49ZM104 152H105V151H104ZM136 152H137V151H136ZM138 152H141V151H138ZM174 152H175V151H174ZM178 152H179V151H178ZM218 152H219V151H218ZM218 152L215 151L214 153H218ZM255 152H256V151H255ZM263 152H264V151H263ZM0 153H1V151H0ZM7 153H8V152H7ZM14 153H15V152H14ZM54 153H55V152H54ZM56 153H57V152H56ZM71 153H72V152H71ZM105 153H106V152H105ZM108 153H109V152H108ZM170 153H171V151H170ZM170 153H168V154H170ZM175 153H177V152H175ZM180 153H182V152H180ZM183 153H184V151H183ZM190 153H191V152H190ZM244 153H245V152H244ZM49 154H50V153H49ZM140 154H143V153L141 152ZM140 154H139V155H140ZM178 154H179V153H178ZM187 154H189V153H187ZM255 154H256V153H255ZM258 154H259V153H258ZM6 155H7V154H6ZM21 155H22V154H21ZM34 155H35V154H34ZM34 155H33V156H34ZM40 155H42V154H40ZM45 155L47 156L46 153H45ZM101 155H103V154H101ZM109 155H110V154H109ZM109 155H108V156H109ZM136 155H138V153H137ZM139 155H138V156H139ZM145 155H146V154H145ZM170 155H172V154H170ZM176 155H177V154H176ZM180 155H181V154H180ZM191 155H192V154H191ZM194 155H195V154H194ZM203 155H204V154H203ZM216 155H217V154H216ZM250 155H251V154H250ZM0 156H1V155H0ZM28 156H29V155H28ZM42 156H43V155H42ZM178 156H179V155H178ZM185 156H186V155H185ZM210 156H211V155H210ZM231 156H232V155H231ZM239 156H240V155H239ZM239 156H238V157H239ZM251 156H253V155H251ZM16 157H17V156H16ZM19 157H20V156H19ZM29 157H30V156H29ZM164 157H165V156H164ZM172 157H173V156H172ZM174 157H175V156H174ZM189 157H190V156H189ZM234 157H235V156H234ZM3 158H4V157H3ZM12 158H13V157H12ZM38 158H39V157H38ZM186 158H188V157H186ZM192 158H193V157H192ZM192 158H190V159L192 160ZM194 158H195V157H194ZM236 158H237V157H236ZM250 158H251V157H250ZM21 159H22V158H21ZM21 159H20V160H21ZM35 159H36V158H35ZM35 159H33V160H35ZM42 159H43V158H42ZM46 159H48V158H46ZM52 159H53V157H52ZM59 159H60V158H59ZM135 159H136V157H135ZM142 159H143V158H142ZM176 159H178V158H176ZM233 159H235V158H233ZM245 159H247V157H246ZM245 159H244V160H245ZM252 159L254 160L255 157L253 156ZM262 159H263V158H262ZM2 160H3V159H2ZM4 160H5V158H4ZM10 160H11V159H10ZM33 160H32V161H33ZM60 160H61V159H60ZM121 160H122V159H121ZM147 160H148V159H147ZM191 160H190V161H191ZM222 160H223V159H222ZM250 160H251V159H250ZM260 160H261V159H260ZM14 161H15V160H14ZM36 161H37V159H36ZM57 161H58V160H57ZM187 161H188V160H187ZM190 161H189V162H190ZM216 161H218V160H216ZM224 161H225V160H224ZM226 161H227V160H226ZM251 161H252V160H251ZM254 161H256V160H254ZM0 162H1V161H0ZM5 162H6V161H5ZM9 162H10V161H9ZM16 162H17V161H16ZM18 162H19V161H18ZM18 162H17V163H18ZM34 162H35V161H34ZM44 162H45V161H44ZM46 162H47V160H46ZM105 162H106V161H105ZM140 162H141V161H140ZM142 162H143V161H142ZM142 162H141V163H142ZM185 162H186V161H185ZM197 162H198V161H197ZM204 162H205V161H204ZM207 162H208V161H207ZM209 162H210V161H209ZM218 162H219V161H218ZM240 162H241V161H240ZM260 162H261V161H260ZM10 163H11V162H10ZM26 163H28V162L26 161ZM141 163H140V164H141ZM190 163H191V162H190ZM200 163H202V162H200ZM244 163H245V162H244ZM244 163H243L242 165H241V163H240V165L243 167ZM5 164H6V163H5ZM5 164H2V163H1V165H5ZM11 164H12V163H11ZM21 164H22V163H21ZM21 164H20V165H21ZM29 164H30V162H29ZM35 164H36V163H35ZM132 164H133V163H132ZM142 164H143V163H142ZM182 164H183V163H182ZM182 164H181V165H182ZM188 164H189V163H188ZM204 164H205V163H204ZM250 164H251V163H250ZM252 164H253V163H252ZM12 165H13V164H12ZM17 165H18V164H17ZM30 165H31V164H30ZM145 165H146V164H145ZM190 165H191V164H190ZM209 165H210V164H209ZM211 165H212V164H211ZM227 165H229V164H227ZM248 165H249V164H247V166H248ZM25 166H26V165H25ZM101 166H103V165H101ZM106 166H107V165H106ZM177 166H178V165H177ZM199 166H200V165H199ZM199 166H198V167H199ZM212 166H213V165H212ZM212 166H211V167H212ZM216 166H218V165H216ZM8 167H9V166H8ZM16 167H17V166H16ZM19 167L21 168V166H19ZM27 167H28V166H27ZM31 167H32V166H31ZM33 167H34V166H33ZM39 167H40V166H39ZM47 167H48V166H47ZM47 167L45 166V168H47ZM108 167H109V166H108ZM133 167H134V166H133ZM136 167H137V166H136ZM138 167H139V166H138ZM140 167H141V166H140ZM192 167H193V166H192ZM205 167H207V166H205ZM205 167H204V168H205ZM223 167L225 168V166H223ZM223 167H222V169H220V171H221V170H222V171H225ZM228 167H229V166H228ZM236 167H237V166H236ZM244 167H245V165H244ZM249 167H250V165H249ZM4 168H5V167H4ZM4 168H3V169H4ZM42 168H43V167H42ZM61 168H63V167H61ZM70 168H71V167H70ZM99 168H100V167H99ZM103 168H104V167H103ZM113 168H114V167H113ZM131 168H132V167H131ZM143 168H145V166H143ZM170 168H171V167H170ZM199 168H200V167H199ZM212 168H214V167H212ZM9 169H10V168H9ZM16 169H17V168H16ZM25 169H26V168H25ZM29 169H30V168H29ZM32 169H33V168H32ZM36 169H37V168H36ZM101 169H102V167H101ZM104 169H105V168H104ZM106 169H107V168H106ZM106 169H105V171H106ZM114 169H117V168H114ZM121 169H122V167H121ZM132 169H134V168H132ZM176 169H177V168H176ZM218 169H219V168H218ZM225 169H226V168H225ZM21 170H23V169H21ZM37 170H38V169H37ZM42 170H43V169H42ZM42 170H41V171H42ZM129 170H130V169H129ZM139 170H140V169H139ZM163 170H165V169H163ZM188 170H191V169H188ZM197 170H198V169H197ZM200 170H201V169H200ZM208 170H209V169H208ZM210 170H211V169H210ZM215 170H216V169H215ZM237 170H239V169H237ZM248 170H249V169H248ZM9 171H10V170H9ZM12 171H13V170H12ZM26 171H27V170H26ZM28 171H30V170H28ZM31 171H32V170H31ZM33 171H34V170H33ZM47 171H48V170H47ZM69 171H71V170H69ZM107 171H108V169H107ZM133 171H134V170H133ZM137 171H138V170H137ZM140 171H141V170H140ZM150 171H151V170H150ZM153 171H154V169H153ZM198 171H199V170H198ZM206 171H207V170H206ZM226 171L228 172L227 169H226ZM226 171H225V172H226ZM233 171H234V170H233ZM251 171H252V170H250V172H251ZM254 171H255V170H254ZM0 172H1V170H0ZM16 172H18V171L16 170ZM24 172H25V171H24ZM37 172H39V170H38ZM59 172H60V171H59ZM103 172H104V171H103ZM113 172H114V171H113ZM168 172H169V171H168ZM188 172H189V171H188ZM188 172H187V173H188ZM190 172H191V171H190ZM201 172H202V171H201ZM229 172H230V171H229ZM231 172H232V171H231ZM241 172H242V171H241ZM243 172H244V171H243ZM10 173H11V171H10ZM27 173H28V172H27ZM27 173H26V174H27ZM35 173H36V172H35ZM35 173H34V174H35ZM41 173H44V172L42 171ZM61 173H62V172H61ZM69 173H70V172H69ZM114 173H115V172H114ZM114 173H113V174H114ZM117 173H118V171H117ZM137 173H138V172H137ZM140 173H141V172H140ZM140 173H139V174H140ZM155 173H156V172H155ZM166 173H167V172H166ZM207 173H208V172H207ZM210 173H211V172H210ZM210 173H209V174H210ZM212 173H213V172H212ZM244 173H245V172H244ZM244 173H243V174H244ZM7 174H8V173H7ZM34 174H33V175H34ZM70 174H71V173H70ZM102 174H103V173H102ZM134 174H135V173H134ZM134 174H133V177H134ZM142 174H145V173H142ZM178 174H179V173H178ZM180 174H181V173H180ZM188 174H189V173H188ZM209 174H208V175H209ZM220 174H221V173H220ZM226 174H227V173H226ZM238 174H239V171H238ZM252 174H254V173L251 172V175H252ZM1 175H2V174H1ZM10 175H13V174H10ZM28 175H29V174H28ZM30 175H31V173H30ZM36 175H37V174H36ZM61 175H62V174H61ZM61 175H60V176H61ZM94 175H95V173H94ZM118 175H119V173H118ZM129 175H130V177H131L132 174H129ZM201 175H202V174H201ZM205 175H206V174H205ZM205 175H204V176H205ZM208 175H207V176H208ZM215 175H216V174H215ZM224 175H225V174H224ZM244 175H245V174H244ZM8 176H9V175H8ZM17 176H18V174H17ZM63 176H64V175H63ZM89 176L91 177V175H89ZM89 176H88V177H89ZM102 176H104V175H102ZM102 176H101V177H102ZM105 176H107L106 173H105ZM137 176H138V175H137ZM137 176H136V177H137ZM188 176H189V175H188ZM234 176H235V175H234ZM238 176H239V175H238ZM4 177H5V178H4ZM4 177H3V178L6 179V175H5ZM26 177H27V176H26ZM56 177H57V176H56ZM116 177H117V175H116ZM116 177H115V178H116ZM133 177H132V178H133ZM136 177H135V178H136ZM154 177H155V175H154ZM202 177H203V176H202ZM209 177H210V175H209ZM211 177H212V175H211ZM219 177H221V176H219ZM227 177H228V176H227ZM232 177H233V176H232ZM239 177H240V176H239ZM239 177H238V178H239ZM249 177H250V176H248V178H249ZM263 177H264V176H263ZM47 178H48V177H47ZM51 178H52V176H51ZM54 178H55V177H54ZM74 178H75V177H74ZM188 178H189V177H188ZM199 178L201 179V176H200ZM216 178H217V177H216ZM233 178H234V177H233ZM243 178H244V177H243ZM251 178H252V177H251ZM15 179H16V177H15ZM18 179H19V178H17L16 180H18ZM26 179H28V178H26ZM57 179H58V178H57ZM76 179H77V178H76ZM78 179H79V178H78ZM101 179H102V178H101ZM113 179H114V178H113ZM133 179H134V178H133ZM137 179H139V177L136 178V182H137ZM190 179H191V178H190ZM202 179H203V178H202ZM205 179H206V178H205ZM220 179H221V178H220ZM222 179H223V177H222ZM230 179H231V178H230ZM240 179H241V178H240ZM262 179H263V178H262ZM10 180H11V178H10ZM43 180H44V179H43ZM55 180H56V179H55ZM55 180H54V181H55ZM129 180H130V178H129ZM131 180H132V179H131ZM141 180H143V179H141ZM196 180H197V179H196ZM198 180H199V179H198ZM210 180H211V178H210ZM236 180H237V179H236ZM18 181H19V180H18ZM18 181H17V184H18ZM24 181H25V180H24ZM56 181H57V180H56ZM95 181H96V180H95ZM98 181H99V179H98ZM100 181H101V180H100ZM114 181H115V180H114ZM116 181H117V179H116ZM147 181H149V180H147ZM213 181H215V179H214ZM213 181H212V182H213ZM220 181H221V180H220ZM223 181H224V180H223ZM243 181H244V180H243ZM243 181H240L239 183H241V182H243ZM250 181H251V180H250ZM262 181H263V180H262ZM25 182H26V181H25ZM42 182H43V181H42ZM96 182H97V181H96ZM107 182H108V181H107ZM110 182H112V181H110ZM205 182H206V181H205ZM215 182H216V181H215ZM217 182H218V181H217ZM230 182H231V181H230ZM236 182H237V181H236ZM236 182H235V183H236ZM247 182H248V181H247ZM251 182H252V181H251ZM8 183L10 184L9 181H8ZM12 183H13V182H12ZM15 183H16V182H15ZM58 183H59V182H58ZM61 183H63V181H62ZM72 183H73V182H72ZM83 183H84V182H83ZM128 183H129V182H128ZM128 183H127V184L125 183L126 186L128 185ZM200 183H201V182H200ZM203 183H204V182H203ZM203 183H202V184H203ZM206 183H207V182H206ZM209 183L211 184V182H209ZM219 183H220V182H219ZM239 183H238V184H239ZM243 183H244V182H243ZM20 184H22V182H20ZM20 184H19V185H20ZM38 184H39V183H38ZM42 184H43V183H42ZM45 184H46V183H45ZM50 184H52V183L50 182ZM67 184H68V183H67ZM93 184H94V183H93ZM158 184H159V183H158ZM185 184H187V180H186V183H185ZM202 184H201V185H202ZM204 184H205V183H204ZM244 184H245V183H244ZM263 184H264V182H263ZM0 185H1V183H0ZM33 185H34V184H33ZM40 185H41V184H40ZM43 185H44V184H43ZM62 185H63V184H62ZM109 185H110V183H109ZM113 185H115V184H113ZM213 185L216 186V183L213 184ZM2 186H3V185H2ZM10 186H11V185H10ZM10 186H9V187H10ZM30 186L32 187V185H30ZM52 186H53V185H52ZM73 186H74V185H73ZM93 186H94V185H93ZM96 186H97V185H96ZM110 186H112V185H110ZM126 186H124V187H126ZM228 186H229V185H228ZM237 186H238V185H237ZM11 187H12V186H11ZM49 187H50V185H49ZM74 187H75V186H74ZM76 187H77V186H76ZM99 187H100V186H99ZM106 187H107V186H106ZM184 187H185V186H184ZM212 187H213V186H212ZM225 187H226V186H225ZM230 187H231V186H230ZM238 187H239V186H238ZM263 187H264V186H263ZM14 188H15V187H14ZM33 188H34V187H33ZM67 188H68V186H67ZM92 188H93V187H92ZM92 188H91V189H92ZM111 188H113V186H112ZM127 188H128V187H127ZM226 188H227V187H226ZM226 188H221V189H226ZM17 189H18V187H17ZM36 189H37V188H36ZM44 189H45V188H44ZM47 189H48V188H47ZM50 189H51V188H49V191H50ZM61 189H62V188H61ZM61 189H60V190H61ZM73 189H74V188H73ZM75 189H76V188H75ZM94 189H95V187H94ZM179 189H180V188H179ZM179 189H177V191H179ZM218 189H219V188H218ZM229 189H230V188H229ZM235 189H236V188H235ZM263 189H264V188H262V190H263ZM1 190H2V189H1ZM1 190H0V191H1ZM38 190H40V189L38 188ZM41 190H42V189H41ZM45 190H46V189H45ZM54 190H55V189H54ZM57 190H58V189H57ZM57 190H55V191H57ZM63 190H64V189H62V191H63ZM103 190H105V189H103ZM121 190H123V189H121ZM166 190H167V189H166ZM208 190H209V189H208ZM211 190H212V189H211ZM214 190H216V189H214ZM219 190H220V189H219ZM231 190H232V189H230V191H231ZM237 190H238V189H237ZM239 190H240V188H239ZM262 190H261V191H262ZM5 191H6V190H5ZM8 191H9V190H8ZM8 191H7V192H8ZM16 191H17V190H16ZM19 191H20V190H19ZM27 191H28V189H27ZM36 191H37V190H36ZM42 191H44V190H42ZM49 191H48V192H49ZM52 191H53V190H52ZM62 191H60V193H61ZM75 191H76V190H75ZM87 191H88V189H87ZM87 191H86V192H87ZM126 191H129V192H130V190H126ZM177 191L175 190V191H173V193H175V192H177ZM232 191H233V190H232ZM232 191H231V192H232ZM263 191H264V190H263ZM22 192H23V191H22ZM24 192H25V191H24ZM28 192H29V191H28ZM30 192H31V191H30ZM58 192H59V191H58ZM63 192H64V191H63ZM105 192H107V191H105ZM111 192H112V191H111ZM123 192H125V191H123ZM144 192H145V191H144ZM167 192H168V191H167ZM167 192H166V193H167ZM214 192H215V191H214ZM217 192H218V191H217ZM220 192H221V191H220ZM222 192H223V191H222ZM5 193H6V192H5ZM8 193H9V192H8ZM10 193H12V191H11ZM15 193H16V192H15ZM33 193H35V191H34ZM50 193H51V192H50ZM60 193H59V194H60ZM76 193H77V192H76ZM91 193H92V192H91ZM102 193H103V192H102ZM134 193H135V192H134ZM186 193H187V191H186ZM188 193H189V192H188ZM233 193H234V192H233ZM240 193L242 194V197H243V198H245V196H244L245 194H247L250 198H254V200H255V198L259 197V190H258V187H257L255 184H253V183H251V184L248 185V186H247L246 184L243 185V186L241 187V191H240ZM240 193H239V194H240ZM6 194H7V193H6ZM17 194H18V193H17ZM36 194H37V193H36ZM40 194L42 195V193H40ZM43 194H44V193H43ZM46 194H47V193H46ZM46 194H45V195H46ZM64 194H65V193H64ZM64 194H63V195H64ZM80 194H81V193H80ZM80 194H79V195H80ZM93 194H94V191H93ZM130 194H131V193H130ZM132 194H133V193H132ZM178 194H179V193H178ZM178 194H177V195H178ZM192 194H193V193H192ZM206 194H207V193H206ZM215 194H216V193H215ZM220 194H222V193H220ZM263 194H264V192H263ZM263 194H261V195H263ZM20 195H21V194H20ZM29 195H30V194H29ZM37 195H38V194H37ZM47 195H48V194H47ZM53 195H54V194H53ZM55 195H56V194H55ZM55 195H54V196H55ZM61 195H62V194H61ZM85 195H86V194H85ZM90 195H91V194H90ZM90 195H89V196H90ZM126 195H127V194H126ZM126 195H124L123 197H125ZM169 195H170V194H169ZM171 195H172V194H171ZM175 195H176V194H175ZM177 195H176V197H177ZM179 195H180V194H179ZM194 195H196V194H194ZM218 195H219V194H218ZM226 195H227V193H226ZM237 195H238V194H237ZM6 196H8V195H6ZM10 196H12V195L10 194ZM10 196H9V198H10ZM38 196H39V195H38ZM43 196H44V195H43ZM64 196H66V194H65ZM73 196H74V195H73ZM77 196H78V195H77ZM100 196H101V195H100ZM119 196H120V195H119ZM121 196H122V195H121ZM138 196H139V195H138ZM159 196H160V195H159ZM212 196H213V195H212ZM234 196H236V194H235ZM13 197H15V196H13ZM17 197H18V198H21L20 196H17ZM27 197L29 198V196H27ZM32 197H33V196H32ZM34 197H35V196H34ZM57 197H58V196H57ZM91 197H92V196H91ZM126 197H127V196H126ZM176 197H175V198H176ZM230 197H231V196H230ZM230 197H227V199L230 198ZM23 198H25V197H23ZM35 198H36V197H35ZM47 198H48V197H47ZM61 198H62V197H61ZM82 198H83V197H82ZM102 198H103V197H102ZM105 198H106V197H105ZM120 198H121V197H120ZM128 198H129V197H128ZM133 198H135V197H133ZM169 198H170V197H169ZM186 198H187V197H186ZM219 198H221V196H220ZM11 199H12V198H11ZM13 199H14V198H13ZM15 199H16V198H15ZM36 199H37V198H36ZM43 199H44V198H43ZM58 199H59V198H58ZM88 199L91 200L90 197H89ZM92 199H94V198L92 197ZM100 199H101V198H100ZM103 199H104V198H103ZM118 199H119V198H118ZM136 199H137V198H136ZM163 199H164V198H163ZM201 199H202V198H201ZM216 199H217V198H216ZM232 199H233V198H232ZM245 199H246V198H245ZM259 199H260V198H259ZM4 200H5V198H4ZM8 200H10V199H8ZM16 200L19 201L18 199H16ZM20 200H21V199H20ZM25 200H26V199H25ZM29 200H30V199H29ZM29 200H28V201H29ZM39 200H40V199H39ZM41 200H42V199H41ZM104 200H105V199H104ZM120 200H121V199H120ZM122 200H123V199H122ZM122 200H121V201H122ZM128 200H129V199H128ZM133 200H134V199H133ZM152 200H153V199H152ZM154 200H155V199H154ZM174 200H175V199H174ZM206 200H207V199H206ZM237 200H238V198H237ZM246 200H247V199H246ZM1 201H2V200H1ZM62 201H63V200H62ZM101 201H102V200H101ZM101 201H100V202H101ZM165 201H167V200L165 199ZM184 201H185V200H184ZM184 201H183V202H184ZM196 201H198V200H196ZM228 201H229V200H228ZM230 201H232V200H230ZM235 201H236V200H235ZM9 202H11V201H9ZM22 202H23V201H22ZM42 202H44V201H42ZM56 202H57V201H56ZM87 202H89V201L87 200ZM87 202H85V203H87ZM102 202H103V201H102ZM104 202H105V201H104ZM114 202H117V201L114 200V201H113V204H114ZM124 202H126V201H124ZM132 202H133V201H132ZM167 202H168V201H167ZM249 202H250V201H249ZM262 202H263V201H262ZM12 203H13V202H12ZM16 203H17V202H16ZM37 203H38V201H37ZM37 203H36V204H37ZM40 203H41V202H40ZM40 203H39V204H40ZM44 203L46 204L47 202H44ZM48 203H49V202H48ZM52 203H53V202H52ZM60 203H61V202H60ZM72 203H73V202H72ZM85 203H84V204H85ZM118 203H120V202H118ZM118 203H115V205L118 204ZM133 203H134V202H133ZM138 203H139V202H137V204H138ZM157 203H158V202H157ZM226 203H227V202H226ZM229 203H230V202H229ZM240 203H241V202H240ZM246 203H247V202H246ZM246 203H245V204H246ZM87 204H88V203H87ZM103 204H104V203H103ZM120 204H121V203H120ZM120 204H119V205H120ZM159 204H160V203H159ZM219 204H221V203H219ZM222 204H223V203H222ZM234 204H235V203H234ZM242 204H243V203H242ZM242 204H241V205H242ZM261 204H262V203H261ZM13 205H14V204H13ZM13 205H11V206H13ZM21 205H22V204H21ZM25 205H26V204H25ZM27 205H28V204H27ZM34 205H35V204H34ZM53 205H54V204H53ZM88 205H89V204H88ZM97 205H98V204H97ZM100 205H101V204H100ZM100 205H99L98 207H100ZM127 205H128V204H127ZM129 205H130V204H129ZM132 205H133V204H132ZM132 205H130V206H132ZM161 205H162V204H161ZM172 205H173V204H172ZM189 205H190V204H189ZM189 205H187V206H189ZM191 205H192V204H191ZM207 205H208V204H207ZM229 205L231 206V204H229ZM0 206H2V204H1ZM17 206H20V205H18V203H17ZM22 206H24V205H22ZM42 206H43V205H42ZM101 206H102V205H101ZM124 206H125V205H124ZM135 206H136V205H135ZM163 206H164V205H163ZM200 206H201V205H200ZM205 206H206V205H205ZM216 206H217V205H216ZM223 206H224V205H223ZM234 206H236V205H234ZM4 207H5V206H4ZM9 207H10V206H9ZM25 207H26V206H25ZM25 207H24V208H25ZM27 207H28V206H27ZM32 207H33V206H32ZM38 207H39V206H37V208H38ZM53 207H54V206H53ZM56 207H57V206H56ZM83 207H84V206H83ZM126 207H127V206H126ZM126 207H125V208H126ZM140 207H142V205H141ZM140 207H139V208H140ZM148 207H149V206H148ZM152 207H153V206H152ZM192 207H193V206H192ZM209 207H210V206H209ZM212 207H213V206H212ZM212 207H210V208L212 209ZM225 207H226V206H225ZM228 207H229V206H228ZM236 207H237V206H236ZM243 207H244V204H243ZM245 207H246V206H245ZM1 208H2V207H1ZM15 208H17V207H15ZM44 208H45V207H44ZM102 208H103V207H102ZM112 208L114 209V207H112ZM118 208H119V207H118ZM118 208H117V210H118ZM122 208H123V207H122ZM154 208H155V207H154ZM164 208H165V207H164ZM164 208H163V209H164ZM193 208H194V207H193ZM197 208H199V207H197ZM200 208H202V207H200ZM232 208H233V206H232ZM232 208H231V209H232ZM8 209H10V208H8ZM35 209H36V208L33 207V210H35ZM40 209H42V208H40ZM48 209H49V208H48ZM52 209H53V208H52ZM55 209H56V208H55ZM73 209H74V208H73ZM81 209H83V208H81ZM88 209H89V207H88ZM115 209H116V206H115ZM129 209H131V208H129ZM150 209H151V208H150ZM150 209H149V210H150ZM159 209H160V207H159ZM163 209H161V210H163ZM239 209H240V208H239ZM239 209H238V210H239ZM242 209H244V208H242ZM255 209H256V208H255ZM0 210H1V209H0ZM38 210H39V209H38ZM70 210H71V209H70ZM79 210H80V209H79ZM90 210H91V209H90ZM120 210L124 211V208H123V209H119V211H120ZM149 210H148V211H149ZM219 210H220V209H219ZM227 210H228V208H227ZM234 210H235V209H234ZM256 210H257V209H256ZM5 211H6V209H5ZM5 211H3V212L5 213ZM18 211H19V210H18ZM43 211H44V209H43ZM43 211H42V212H43ZM47 211H49V210H47ZM58 211H59V210H58ZM91 211H92V210H91ZM99 211H100V210H99ZM119 211H118V212H119ZM127 211H128V210H127ZM130 211H131V210H130ZM130 211H129V212H130ZM134 211H135V210H134ZM158 211H159V210H158ZM198 211H199V210H198ZM200 211H201V210H200ZM205 211H206V210H205ZM214 211H217V210H214ZM229 211H230V210H229ZM235 211H236V210H235ZM32 212H33V211H32ZM51 212H53V211L51 210ZM51 212H50V213H51ZM72 212H74V211H71V213H72ZM95 212H96V211H95ZM101 212H102V211H101ZM101 212H100V213H101ZM114 212H115V211H114ZM114 212H113V213H114ZM145 212H146V211H145ZM188 212H189V211H188ZM220 212H225V211H220ZM230 212H231V211H230ZM237 212H238V211H237ZM237 212H236V213H237ZM240 212H241V211H240ZM259 212H260V211H259ZM4 213H3V214H4ZM17 213H18V212H17ZM38 213H39V212H38ZM53 213H54V212H53ZM57 213H58V212H57ZM59 213H60V211H59ZM79 213H80V214H79ZM79 213H78V214L81 215V212H79ZM100 213H99V214H100ZM103 213H104V211H103ZM120 213H121V212H120ZM124 213H125V212H124ZM153 213H154V212H153ZM156 213H157V211H156ZM171 213L174 214L173 212H171ZM177 213H179V212L177 211ZM203 213H204V211H203ZM217 213H218V211H217ZM15 214H16V213H15ZM19 214H20V213H19ZM95 214H96V213H95ZM97 214H98V213H97ZM97 214H96V215H97ZM130 214H131V213H130ZM146 214H148V213H146ZM149 214H150V213H149ZM151 214H152V213H151ZM219 214H220V213H219ZM237 214H238V213H237ZM239 214H240V213H239ZM255 214H256V212H255ZM5 215H6V214H5ZM5 215H4V216H5ZM9 215H10V214H9ZM34 215H35V214H34ZM36 215H37V214H36ZM36 215H35V216H36ZM40 215H41V214H40ZM43 215H44V214H43ZM57 215H58V214H57ZM69 215H70V214H69ZM69 215H68V216H69ZM90 215H91V214H90ZM116 215H117V213H116ZM119 215H120V214H119ZM119 215H118V216H119ZM136 215H137V214H136ZM211 215H212V214H211ZM256 215H257V214H256ZM4 216H2V217H4ZM12 216H14V215L12 214L10 219L14 220V219L12 218ZM16 216H17V215H16ZM25 216H26V214H25ZM46 216H47V214H46ZM55 216H56V215H55ZM72 216H73V214H72ZM74 216H75V215H74ZM76 216H78V215H76ZM112 216H114V215H112ZM112 216H111V217H112ZM125 216H127V215H125ZM157 216H158V215H157ZM172 216H173V215H172ZM174 216H175V215H174ZM226 216H227V215H226ZM253 216H254V215H253ZM0 217H1V216H0ZM9 217H10V216H9ZM23 217H24V216H23ZM23 217H22V218H23ZM27 217H28V216H27ZM33 217H34V216H33ZM33 217H31V218H33ZM36 217H38V216H36ZM82 217H83V216H82ZM101 217H102V216H101ZM101 217H99V218H101ZM143 217H144V216H143ZM150 217H151V216H150ZM155 217H156V216H155ZM155 217H154V218H155ZM170 217H171V216H169L168 218H170ZM254 217H255V216H254ZM16 218H17V217H16ZM16 218H15V219H16ZM31 218H30V219H31ZM38 218H40V217H38ZM43 218H44V217H43ZM48 218H49V217H48ZM56 218H57V216H56ZM71 218H72V217H71ZM80 218H81V217H80ZM117 218H118V217H117ZM127 218H128V217H127ZM127 218H126V219H127ZM173 218H174V217H173ZM183 218H184V217H183ZM226 218H227V217H226ZM228 218H229V217H228ZM231 218H232V216H231ZM231 218H230V219H231ZM20 219H21V218H20ZM52 219H53V218H52ZM112 219H113V218H112ZM115 219H116V217H115ZM136 219H137V218H136ZM138 219H139V218H138ZM143 219H144V218H143ZM159 219H160V218H159ZM164 219H165V218L163 217V220H164ZM170 219H171V218H170ZM217 219H219V218H217ZM223 219H224V218H223ZM230 219H229V220H230ZM235 219H236V218H235ZM239 219H240V218H239ZM0 220H1V219H0ZM5 220H6V219H5ZM35 220H36V219H35ZM35 220H34V221H35ZM62 220H63V219H62ZM74 220H75V219H74ZM118 220H120V217H119V219H116V220H114V221L116 222V221H118ZM121 220H123V218H121ZM152 220H153V217H152ZM160 220H161V219H160ZM163 220H162V222H163ZM168 220H169V219H168ZM183 220H186V219H183ZM226 220H227V219H226ZM232 220H234V218L231 219L230 221H232ZM255 220H256V217H255ZM3 221H4V220H3ZM6 221H7V220H6ZM9 221H10V220H9V218H8V222H9ZM24 221H25V219H23V222H24ZM26 221H27V220H26ZM29 221H30V220H29ZM44 221H45V220H44ZM66 221H67V220H66ZM70 221H71V219H70ZM84 221H85V220H84ZM86 221L89 222L88 220H86ZM86 221H85V222H86ZM109 221H110V220H109ZM112 221H113V220H112ZM131 221H132V220H131ZM138 221H139V220H138ZM147 221H148V220H147ZM216 221H217V220H216ZM216 221H215V222H216ZM222 221H223V220H222ZM227 221H228V220H227ZM257 221H258V220H257ZM12 222H13V221H12ZM12 222H10V223H12ZM21 222H22V220H21ZM47 222H48V221H47ZM72 222H73V221H72ZM87 222H86V223H87ZM110 222H111V221H110ZM125 222H126V221H125ZM151 222H152V221H151ZM154 222H155V221H154ZM156 222H157V221H156ZM162 222H161V225H158V226H156V224H157L158 222L155 224V226H152L153 224H151V225L149 226V224H148L149 228L152 229L151 231H153V232L155 233V237H156V238H159V237H162V236H163L161 229H163V231H164L165 228H163V227H164L165 225H167V223H165V222L162 223ZM172 222H173V221H172ZM178 222H180V221L178 220ZM183 222H184V221H183ZM220 222H221V221H220ZM254 222H255V221H254ZM262 222H263V221H262ZM1 223H2V222H1ZM17 223H18V222H17ZM33 223H34V222H33ZM51 223H52V222H51ZM51 223H50V225H51ZM54 223H55V222H54ZM56 223H57V222H56ZM67 223H68V222H67ZM86 223H85L84 225H86ZM93 223H98V225L101 224V223H99V222H96V220H95ZM104 223H105V222H104ZM111 223H112V222H111ZM117 223H118V222H117ZM117 223H116V224H117ZM133 223H137V222H132V224H133ZM145 223H146V221H145ZM145 223H144V224H145ZM149 223H150V222H149ZM164 223H165V224H164ZM173 223H174V222H173ZM176 223H177V222H176ZM185 223H186V221H185ZM217 223H218V222H217ZM222 223H223V222H222ZM225 223H227V222H225ZM232 223H233V222H232ZM60 224H61V223H60ZM75 224H78V223H75ZM121 224H122V223H121ZM125 224H126V223H125ZM130 224H131V223H130ZM158 224H159V223H158ZM174 224H175V223H174ZM219 224H220V223H219ZM235 224H236V223H235ZM239 224H240V223H239ZM255 224H256V223H255ZM6 225H7V224H6ZM9 225H10V224H9ZM11 225H14L13 228H15V224H11ZM19 225H20V224H19ZM37 225H38V223H37ZM39 225H40V224H39ZM96 225H97V224H96ZM98 225H97V226H98ZM114 225H115V223H114ZM114 225H113V226H114ZM142 225H143V224H142ZM171 225H172V224H171ZM171 225H170V226H171ZM179 225H180V224H179ZM181 225H182V224H181ZM214 225H215V224H214ZM225 225H226V224H225ZM229 225H231V224H229ZM229 225H228V227H229ZM16 226H17V225H16ZM24 226H25V225H24ZM24 226H23V227H24ZM28 226H29V225H28ZM34 226H35V225H34ZM43 226H44V225H43ZM55 226H56V225H55ZM68 226H69V225H68ZM75 226H76V225H75ZM77 226H78V225H77ZM77 226H76V227H77ZM94 226H95V224H94ZM103 226H104V225H103ZM121 226H122V225H121ZM124 226H125V225H124ZM133 226H134V224L132 225V227H133ZM135 226H136V225H135ZM146 226H147V225H146ZM183 226H185V225H183ZM191 226H193V225H191ZM202 226H203V225H202ZM212 226H213V225H212ZM222 226H223V225H222ZM222 226H221V227H222ZM9 227H10V226H9ZM35 227H36V226H35ZM40 227H41V226H40ZM58 227H59V225H58ZM69 227H70V226H69ZM80 227H81V226H80ZM82 227H83V225H82ZM85 227H86V226H85ZM88 227H89V226H88ZM99 227H100V231H102V230H101L102 227H101V226H99ZM110 227H111V225H110ZM114 227H116V226H114ZM128 227H129V226H128ZM142 227H143V226H142ZM142 227H141V228H142ZM165 227H167V226H165ZM177 227H178V226H177ZM203 227H204V226H203ZM215 227H218V226H215ZM225 227H226V226H224L223 228H225ZM241 227H242V226H241ZM251 227H252V225H251ZM253 227H254V226H253ZM253 227H252V228H253ZM1 228L4 229V227H1ZM70 228H71V227H70ZM77 228H78V227H77ZM96 228H97V227H96ZM96 228H94V229H96ZM118 228H119V227H118ZM123 228H124V227H123ZM136 228H138V226H136ZM139 228H140V226H139ZM167 228H168V227H167ZM170 228H171V227H170ZM182 228H183V227H182ZM211 228H212V227H211ZM252 228H251V229H252ZM17 229H18V228H17ZM30 229H31V228H30ZM42 229H43V228H42ZM42 229H41V230H42ZM44 229H45V228H44ZM50 229H51V228H50ZM54 229H55V228H54ZM58 229H59V228H58ZM72 229H73V228H72ZM72 229H71V230H72ZM110 229H111V228H110ZM124 229H125V228H124ZM132 229H134L133 231H135V228H132ZM142 229H144V228H142ZM199 229H200V228H199ZM203 229H204V228H203ZM230 229H231V228H230ZM4 230H5V229H4ZM9 230H10V228H9ZM27 230H29V229H27ZM36 230H37V229H36ZM46 230H47V229H46ZM52 230H53V229H52ZM52 230H50L51 232L46 233V234H49V235H50V233H52ZM73 230H74V229H73ZM75 230H76V229H75ZM78 230H79V229H78ZM84 230H85V229H84ZM98 230H99V229H98ZM118 230H119V229H118ZM118 230H117V231H118ZM122 230H123V229H122ZM138 230H139V229H138ZM201 230H202V229H200V231H201ZM211 230H213V229H211ZM224 230H225V229H224ZM0 231H2V229H1ZM7 231H8V230H7ZM76 231H77V230H76ZM100 231H98V232H100ZM111 231H113V230H111ZM114 231L116 232V230H114ZM125 231H126V230H125ZM167 231H168V229H167ZM215 231H218V230H215ZM226 231H227V229H226ZM248 231H249V229H248ZM248 231H247V232H248ZM4 232H5V231H4ZM11 232H12V230H11ZM14 232H15V231H14ZM14 232H12V234H13ZM37 232H38V231H37ZM40 232H41V231H40ZM47 232H48V231H47ZM55 232H56V231H55ZM55 232H54V233H55ZM68 232L70 233V232H72V231H68ZM78 232H79V231H78ZM82 232H83V231H82ZM95 232H96V230H95ZM109 232H110V230H109ZM119 232H120V231H119ZM119 232H118V233H119ZM128 232H129V230H128ZM139 232H140V231H139ZM146 232H149V231H146ZM175 232H176V230H175ZM177 232H179V231H177ZM184 232H185V231H184ZM230 232H231V231H230ZM232 232H233V231H232ZM234 232H236V231L234 230ZM234 232H233V233H234ZM249 232H251V231H249ZM7 233H8V232H7ZM16 233H17V232H16ZM22 233H24V232H22ZM22 233L20 232L21 235H22ZM26 233H27V232H26ZM74 233H77V232H74ZM86 233H87V232H85V234H86ZM102 233H103V232H102ZM102 233H101V234H102ZM130 233H131V232H130ZM144 233H145V232H144ZM150 233H151V232H150ZM197 233H201V232H198V231H197ZM202 233H204V232H202ZM219 233H220V232H219ZM228 233H229V232H228ZM252 233H253V232H252ZM262 233H263V231H262ZM1 234H3V233L1 232ZM29 234H30V233H29ZM34 234H35V233H34ZM36 234H37V233H36ZM38 234H39V232H38ZM44 234H45V233H44ZM46 234H45V235H46ZM56 234H57V233H56ZM58 234H59V232H58ZM58 234H57V235H58ZM87 234H88V233H87ZM87 234H86V235H87ZM101 234H100V235H101ZM116 234H117V233H116ZM126 234H127V233H126ZM132 234H133V233H132ZM139 234H141V233H139ZM171 234H172V233H171ZM224 234L226 235V233H224ZM236 234H238V231H237ZM246 234H247V233H246ZM249 234H250V233H249ZM30 235H31V234H30ZM51 235H53V234H51ZM60 235H61V234H60ZM70 235H71V234H70ZM72 235H73V234H72ZM77 235H78V234H77ZM77 235H76V236H77ZM82 235H83V234H82ZM100 235H99V233H98V235H96V236L99 237ZM135 235H137V234L135 233ZM135 235H134V236H135ZM202 235H204V234H202ZM212 235H213V234H212ZM212 235H211V237H212ZM255 235H256V233H255ZM3 236H4V235H3ZM12 236H14V235H12ZM36 236H37V235H36ZM43 236H44V235H43ZM55 236H56V235H55ZM90 236H91V235H90ZM96 236H95V238H96ZM123 236H124V235H123ZM127 236H128V235H127ZM138 236H139V235H138ZM141 236H142V235H141ZM148 236H149V235H148ZM152 236H153V235H152ZM179 236H180V235H179ZM213 236H214V235H213ZM217 236H219V234H218ZM220 236H222V233L220 234ZM220 236H219V238H222V237H223V236H222V237H220ZM226 236H228V235H226ZM226 236H225V237H226ZM242 236H243V235H242ZM245 236H246V235H245ZM258 236H259V235H258ZM6 237H7V236H6ZM14 237H16V236H14ZM25 237H26V236H25ZM30 237H32V236H30ZM40 237H41V236H40ZM40 237H38V238H40ZM53 237H54V236H53ZM57 237H58V236H57ZM61 237H62V236H61ZM68 237H69V236H68ZM73 237H74V236H73ZM77 237H78V236H77ZM98 237H97V238H98ZM120 237H121V236H120ZM142 237H144V236H142ZM172 237H173V236H172ZM176 237H177V236H176ZM225 237H224V238H225ZM235 237H236V235H235ZM251 237H253V236H251ZM255 237H256V236H255ZM261 237H262V236H261ZM0 238H1V237H0ZM17 238H18V237H17ZM20 238H22V237H20ZM32 238H33V237H32ZM69 238H70V237H69ZM88 238H90V237H88ZM91 238H92V237H91ZM97 238H96V239H97ZM112 238H113V237H112ZM114 238H115V237H114ZM139 238H140V237H139ZM147 238H148V237H147ZM156 238H155V240H156ZM183 238H184V237H183ZM192 238H193V237H192ZM195 238H197V237H195ZM200 238H202V237H200ZM200 238H199V240H200ZM205 238H206V236H205ZM213 238H214V237H212V239H213ZM219 238H218V239H219ZM224 238H223V239H224ZM244 238H246V237H244ZM1 239H2V238H1ZM29 239H30V238H29ZM42 239H43V237H42ZM56 239H57V238H56ZM65 239H66V238H65ZM86 239H87V238H86ZM120 239H121V238H120ZM120 239H119V240H120ZM145 239H146V238H145ZM186 239H187V238H186ZM188 239H189V238H188ZM206 239H207V238H206ZM216 239H217V238H216ZM249 239H250V238H249ZM255 239H257V238H255ZM258 239H259V238H258ZM258 239H257V240H258ZM25 240H27V237H26ZM35 240H36V239H34V241H35ZM43 240H44V239H43ZM43 240H42V241H43ZM45 240H47V239H45ZM57 240H58V239H57ZM80 240H81V239H80ZM100 240H102V239H100ZM111 240H112V239H111ZM122 240H123V238H122ZM129 240H130V239H129ZM134 240H135V239H134ZM164 240H165V239H164ZM166 240H167V239H166ZM172 240H173V239H172ZM172 240H171V241H172ZM213 240H214V239H213ZM228 240H229V239H228ZM231 240H232V239H231ZM3 241H4V240H3ZM5 241H6V240H5ZM12 241H14V240H12ZM15 241H16V240H15ZM48 241H49V239H48ZM69 241H70V240H69ZM107 241H108V240H107ZM113 241H114V240H113ZM113 241H112V242H113ZM171 241H170V242H171ZM174 241H175V240H174ZM180 241H181V240H180ZM185 241H186V240H185ZM195 241H196V240H195ZM195 241H194V242H195ZM200 241H202V240H200ZM232 241H233V240H232ZM253 241H254V240H253ZM253 241H252V242H253ZM262 241H263V240H262ZM6 242H7V241H6ZM18 242H19V241H17V243H18ZM21 242H22V241H21ZM26 242H27V241H26ZM31 242H32V241H31ZM45 242H46V241H44V243H45ZM62 242H63V241H62ZM65 242H66V241H65ZM75 242H76V241H75ZM77 242H78V241H77ZM116 242H117V240H116ZM127 242H128V241H127ZM133 242H134V241H133ZM133 242H131V243H133ZM217 242H218V241L216 240V244H217ZM244 242H245V241H243V243H244ZM10 243H11V242H10ZM15 243H16V242H15ZM22 243H23V242H22ZM27 243H28V242H27ZM27 243H26V244H27ZM48 243H49V242H48ZM58 243H59V242H58ZM63 243H64V242H63ZM66 243H67V242H66ZM66 243H65V244H66ZM68 243H69V242H68ZM71 243H72V240H71ZM81 243H82V242H81ZM83 243H84V242H83ZM85 243H87V242H85ZM100 243H101V241H100ZM129 243H130V242H129ZM131 243H130V245H131ZM187 243H189V242H187ZM202 243H203V242H202ZM220 243H221V242H220ZM233 243H234V242H233ZM243 243H242V244H243ZM246 243H247V242H246ZM253 243H255V241H254ZM35 244H36V243H35ZM56 244H57V243H56ZM56 244H55V245H56ZM60 244H61V243H59V245H60ZM65 244H64V245H65ZM73 244H74V243H73ZM94 244H95V243H94ZM124 244H125V242H124ZM149 244H150V243H149ZM149 244H148V245H149ZM182 244H183V242H182ZM191 244H193V243H191ZM196 244H198V243H196ZM199 244H201V243H199ZM218 244H219V243H218ZM222 244H223V243H222ZM226 244H227V243H226ZM226 244H225V245H226ZM256 244H258V243L256 242ZM256 244H255V245H256ZM17 245H18V244H17ZM30 245H31V244H30ZM38 245H39V244H38ZM68 245H71V244H68ZM82 245H83V244H82ZM86 245H87V244H86ZM113 245H114V244H113ZM113 245H112V246H113ZM120 245H121V244H120ZM130 245H128V247H129ZM148 245H147V246H148ZM183 245L185 246V244H183ZM187 245H188V244H187ZM231 245H232V244H231ZM231 245H230V247H231ZM243 245H245V244H243ZM12 246H13V245H12ZM12 246H11V247H12ZM20 246H21V245H20ZM23 246H24V245H23ZM40 246H41V244H40ZM50 246H51V245H50ZM52 246H53V245H52ZM73 246H74V245H73ZM104 246H105V245H104ZM110 246H111V245H110ZM110 246L108 247V249L110 248ZM123 246H124V245H123ZM125 246H126V245H125ZM140 246H141V245H140ZM193 246H196V245H192V247H193ZM203 246H204V245H202V248H203ZM215 246H216V245H215ZM223 246H224V245H223ZM245 246H246V245H245ZM249 246H250V245H249ZM260 246H262V245L260 244ZM260 246H259V247H260ZM263 246H264V245H263ZM6 247H8V245L5 246V248H6ZM14 247H15V245H14ZM14 247H13V248H14ZM26 247H27V246H26ZM28 247H30V246H28ZM55 247H57V245H56ZM70 247H71V246H70ZM70 247H69V249H70ZM81 247H83V246H81ZM85 247H86V246H85ZM117 247H118V246H117ZM117 247H116V248H117ZM138 247H139V246H138ZM200 247H201V246H199V248H200ZM218 247H219V246H218ZM220 247H222V246L220 245ZM225 247H226V246H225ZM259 247H258V248H259ZM9 248H10V247H9ZM9 248H8V250H9ZM15 248H16V247H15ZM20 248H22V247H20ZM37 248H39V247H37ZM37 248H36V249H37ZM52 248H53V247H52ZM58 248H59V247H58ZM66 248H67V247H66ZM95 248H96V247H95ZM100 248H102V247H100ZM112 248H113V247H112ZM114 248H115V245H114ZM129 248H130V247H129ZM134 248H135V246H134ZM186 248H191V247H187V246H186ZM202 248H201V250H202ZM208 248H209V246H208ZM214 248H215V247H214ZM214 248H213V249H214ZM222 248H223V247H222ZM222 248H220V249H221L220 251H222ZM233 248H235V247H233ZM258 248H257V249H258ZM18 249H19V247H18ZM24 249H26V248H24ZM40 249H41V248H40ZM40 249H39V250H40ZM46 249H47V248H46ZM46 249H45V250H46ZM69 249H68V251H69ZM87 249H89V248H87ZM93 249H94V248H93ZM110 249H111V248H110ZM124 249H125V248H124ZM126 249H128V248L126 247ZM184 249H185V248H184ZM206 249H207V247H206ZM209 249H210V248H209ZM216 249H217V248H216ZM244 249H245V248H244ZM247 249H248V248H247ZM259 249H260V248H259ZM33 250H34V249H33ZM41 250H42V249H41ZM75 250H76V249H75ZM96 250H97V249H96ZM117 250H118V249H117ZM117 250H116V251H117ZM136 250H138V248H137ZM142 250L145 251L144 249H142ZM180 250H181V249H180ZM187 250H188V249H187ZM190 250H191V249H190ZM217 250H218V249H217ZM217 250H216V251H217ZM3 251H5V250H3ZM14 251H15V250H14ZM14 251H13V252H14ZM25 251H26V250H25ZM29 251H30V249H29ZM50 251H51V250H50ZM53 251H55V250H53ZM73 251H74V249H73ZM100 251H101V250H100ZM102 251H105V248H104V250H102ZM109 251H110V250H109ZM111 251H114V250L111 249ZM120 251H121V249H120ZM120 251H119V253H121ZM123 251H124V250H123ZM178 251H179V250H178ZM196 251H198V250H196ZM204 251H205V250H204ZM237 251H238V250H237ZM249 251H251V250H249ZM10 252H11V251H10ZM23 252H24V251H23ZM26 252H27V251H26ZM37 252H38V251H37ZM42 252H44V251H42ZM78 252H79V251H78ZM89 252H90V251H89ZM93 252H95V251H93ZM126 252H127V251H126ZM133 252H134V251H133ZM133 252H132V253H133ZM156 252H157V251H156ZM168 252H169V251H168ZM180 252H181V251H180ZM193 252H194V251H193ZM210 252H211V251H210ZM212 252H213V251H212ZM240 252H241V251H240ZM246 252L248 253L247 250H246ZM3 253H4V252H3ZM6 253H8V252H6ZM39 253H40V252H39ZM64 253H65V251H64ZM75 253H76V252H75ZM75 253H74V254H75ZM104 253H105V252H104ZM109 253H110V252H109ZM111 253H112V252H111ZM129 253H130V252H129ZM132 253H131V254H132ZM135 253H136V252H135ZM146 253H147V252H146ZM188 253H189V252H188ZM195 253H196V252H195ZM215 253H217V252L214 251V254H215ZM232 253H233V252H232ZM244 253H245V251H244ZM247 253H245V254H247ZM249 253H252V252H249ZM15 254H16V253H15ZM19 254H20V252H19ZM30 254H31V253H29L28 255H30ZM36 254H37V253H36ZM42 254H43V253H42ZM69 254H70V253H69ZM82 254H83V253H82ZM82 254H81V256H80L81 258H82V256H83ZM86 254H87V253H86ZM86 254H85V256H88V255H86ZM94 254H97V253H94ZM101 254H102V253H101ZM101 254H100V256H101ZM116 254H117V253H116ZM127 254H128V253H127ZM138 254H139V253H138ZM140 254H141V253H140ZM147 254H148V253H147ZM149 254H150V253H149ZM192 254H193V253H191V255H192ZM221 254H222V253H221ZM226 254H227V253H226ZM245 254H244V255H245ZM0 255H1V254H0ZM11 255H12V254H11ZM22 255H23V254H22ZM26 255H27V254H26ZM47 255H49V254L47 253ZM54 255H55V254H54ZM78 255H79V254H78ZM78 255H77V256H78ZM103 255H104V254H103ZM121 255H122V254H121ZM123 255H124V254H123ZM156 255H157V254H156ZM171 255H172V254H171ZM196 255H197V253H196ZM196 255H195V256H196ZM215 255H216V254H215ZM219 255H220V253H219ZM222 255H223V254H222ZM228 255H229V254H228ZM230 255H231V254H230ZM7 256H9V255L7 254L5 257H7ZM13 256H14V255H13ZM35 256H36V255H35ZM35 256H34V257H35ZM40 256H41V255H40ZM42 256H44V255H42ZM55 256H56V255H55ZM57 256H58V255H57ZM62 256H63V255H62ZM62 256H61V258H62ZM65 256H66V255H65ZM70 256H72V255H70ZM91 256H92V255H91ZM93 256H94V255H93ZM113 256H114V253H113ZM119 256H120V255H119ZM125 256H126V255H125ZM135 256H136V255H135ZM154 256H155V254H154ZM168 256H169V258H170V254H169V253H168ZM168 256H167V257H168ZM199 256H200V254H199ZM201 256H202V255H201ZM207 256H208L209 260H211V259H210V258H211L210 253H209V255H207ZM207 256H206V257H207ZM220 256H221V255H220ZM240 256H241V255H240ZM245 256H246V255H245ZM248 256H249V255H248ZM1 257H2V256H1ZM1 257H0V258H1ZM3 257H4V256H3ZM16 257H17V256H16ZM22 257H23V256H22ZM68 257H69V256H68ZM72 257H73V256H72ZM78 257H79V256H78ZM104 257H105V256H104ZM117 257H118V255H117ZM121 257H122V256H121ZM121 257H120V258H121ZM157 257H158V256H157ZM184 257H185V256H184ZM230 257H231V256H230ZM249 257H253V256H249ZM20 258H21V256H20ZM31 258H33V257L31 256ZM73 258H74V257H73ZM87 258H88V257H87ZM90 258H91V257H90ZM93 258H95V257H93ZM96 258H99V257H96ZM114 258H115V256H114ZM122 258H123V257H122ZM133 258H134V256H133ZM142 258H143V256H142ZM181 258H182V257H181ZM191 258H192V257H191ZM194 258H195V257H194ZM203 258H204V257H203ZM208 258H207V259H208ZM215 258H216V257H215ZM239 258H240V257H239ZM245 258H247V257H245ZM245 258H244V260H245ZM1 259H2V258H1ZM13 259H14V258H13ZM22 259H23V258H22ZM28 259H29V258H28ZM35 259H38V258H35ZM44 259H46V257H45ZM68 259H69V258H68ZM77 259H78V258H77ZM118 259H119V258H118ZM127 259H128V258H127ZM127 259H126V260H127ZM186 259H187V257H186ZM217 259H218V258H217ZM225 259H226V258H225ZM240 259H241V258H240ZM240 259H239V260H240ZM250 259L253 260V258H250ZM2 260H3V259H2ZM39 260H40V258H39ZM60 260H61V259H60ZM63 260H64V257H63ZM69 260H70V259H69ZM71 260H73V259H71ZM71 260H70V261H71ZM85 260H86V259H85ZM88 260H89V259H88ZM91 260H92V258H91ZM111 260H112V259H111ZM114 260H115V259H114ZM119 260H120V259H119ZM119 260H118V261H119ZM122 260H123V259H122ZM153 260H154V259H153ZM181 260H182V259H181ZM200 260H201V258H200ZM213 260H214V259H213ZM226 260H227V259H226ZM241 260L243 261V259H241ZM248 260H249V259H248ZM0 261H1V260H0ZM8 261H9V260H8ZM10 261L12 262V260H10ZM14 261H15V260H14ZM37 261H38V260H37ZM40 261H41V260H40ZM67 261H68V260H67ZM93 261H94V260H93ZM97 261H98V260H97ZM97 261H96V262H97ZM102 261H104V259H103ZM116 261H117V260H116ZM129 261H131V258H130ZM151 261H152V260H151ZM177 261H178V260H177ZM184 261H186V260H184ZM189 261H190V260H189ZM229 261H230V259H229ZM229 261H228V262H229ZM242 261H241V262H242ZM254 261H255V260H254ZM254 261H253L252 263H254ZM11 262H10V263H11ZM60 262H61V261H60ZM62 262H63V261H62ZM73 262H74V261H73ZM111 262H112V261H111ZM134 262H135V261H134ZM134 262H133V263H134ZM195 262H196V261H195ZM207 262H208V261H207ZM215 262H217V261H215ZM215 262H214V264H215ZM218 262H219V261H218ZM220 262H221V261H220ZM232 262H233V261H232ZM241 262H240V263H241ZM244 262H245V261H244ZM249 262H251V261H249ZM249 262H248V263H249ZM1 263H2V262H1ZM12 263H13V262H12ZM22 263H23V262H22ZM29 263H30V262H29ZM29 263H27V264H29ZM31 263H32V262H31ZM55 263H56V262H55ZM79 263H81V262H79ZM89 263H90V262H89ZM99 263H100V262H99ZM106 263H107V262H106ZM109 263H110V262H109ZM113 263H114V262H113ZM116 263H117V262H116ZM125 263H127V262H125ZM130 263H131V262H130ZM174 263H175V262H174ZM230 263H231V262H230ZM14 264H15V262H14ZM33 264H34V263H33ZM52 264H54V263L52 262ZM63 264H64V263H63ZM73 264H74V263H73ZM83 264H84V262H83ZM87 264H88V263H87ZM96 264H97V263H96ZM119 264H120V263H119ZM123 264H124V263H123ZM128 264H129V263H128ZM135 264H140V263L135 262ZM142 264H143V263H142ZM150 264H171V263L169 262L168 259H156V260H154V261H153L152 263H150ZM201 264H202V263H201ZM211 264H212V262H211ZM216 264H218V263H216ZM249 264H250V263H249Z\"/></svg>",
    "mask_w": 264,
    "mask_h": 264
}]
</instances>
